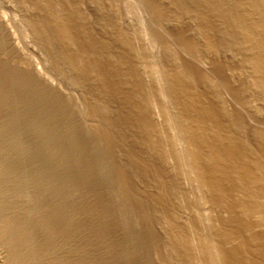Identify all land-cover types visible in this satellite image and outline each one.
<instances>
[{"label": "rangeland", "instance_id": "1", "mask_svg": "<svg viewBox=\"0 0 264 264\" xmlns=\"http://www.w3.org/2000/svg\"><path fill=\"white\" fill-rule=\"evenodd\" d=\"M6 1L0 0V4H2V5H0V13L2 15H5V18L9 22L10 26L12 25L11 29H12V31L14 30L13 31L14 33L16 32L15 35H17L16 36L17 40L19 39L20 45L21 46L23 45L22 47L28 46L29 48L32 49V51L34 50V54H31V55H28V53L23 54L21 51L19 52L17 47H14L12 40L8 34V31H6L7 29L4 28V26L0 25V34H1L0 35V49H2V50H0V171H1L0 172V181H1L0 182V219H1L0 220V226H1L0 227V237L1 238L0 239L2 241L5 239L8 250H10L8 252L9 258L7 259L6 262L9 264H19V263L20 264H41V263L42 264H63L64 262H65L64 264H75V263L76 264H79V263L80 264H93V263L94 264H97V263L98 264H177L176 262H178V264H180V263L185 264V262H187V260L185 258H187V257L191 258V255L188 254V251H187L188 246L186 244V241L180 242L178 238H180V236H183L184 238L183 237L182 238L185 239L186 238V235H185L186 232H185L184 227L182 228L183 225L181 226V224L177 222L176 217L174 215L176 214L177 206L179 204L184 205V199L185 198L190 199L189 197H186V194H188L189 196H192V197H195V196H196V198L198 196L200 197V198H198L200 200V201L198 200L199 202L193 198H192V200H196V201L191 202L192 200L190 199L191 204L188 203L189 200L187 201L185 199L186 205L189 204V206H190L192 204H195V205H192L190 207V209H193V210L195 208V210L200 211V210H198V209H200L199 208L200 206L198 204H200V202H202V200L204 202V199H201V195H202V197L205 198L206 202L209 200L211 201V198H212V201H214L216 203L215 204L214 202H212L209 204L210 210L213 211L212 212V215H213L212 219L216 217V219H215L216 221L215 220L213 221L216 224H218L220 221L219 224L221 225V222H223L222 226H224V228L222 226L219 228H218V226H216V228H218L219 230L218 229L215 230L216 228L214 229V231L212 230L213 232H215V234L212 233V231L210 232V227H207V229H205L206 228L205 226L207 225L205 222H207V220L203 219V215L198 216L197 213L201 214L199 212H197L194 215V221L199 223V225H200V221H198L196 219H198V218L201 219V217H202V219L205 220L204 222H202L203 220H201V224H202V225H200V226H202L201 231H203V233H206L209 231L210 233L208 232V233L204 234L206 236L208 235L207 236L208 238H206V236H204V237L206 239H209V241H211V244H215V246H218L217 248H219V247L222 248L221 250H223V251H221L219 248V250L221 251L222 258H224V261L222 260V264H235L236 262H237L236 264H251V263L252 264H264V250H263L264 249V185H263L264 184V174H263L264 173V120H263L264 118L263 119L261 118L263 120L262 121L259 117H257L255 114H253V112L250 113L248 110H246L248 108H245L246 107L245 106V103H246L245 98H248L247 95L249 93L248 88L251 90L252 87H251V84H248L249 82L248 83H247V81L244 82L245 80L242 78L244 76V75H241V73L243 74L242 69L244 67H245L244 69H246V66H243V67H241V66L243 65L242 62L245 63L246 60L242 61L243 59H240V56H241V58L245 57V59L248 58L246 56H249L251 58V56H252L251 54H253L254 57L252 56V59L258 57L257 59L260 61L259 62L260 64H263L261 62L264 61L263 60L264 59V34H262V33H264V31H263V29L260 28V27L264 26V21H262L263 24L261 23V20H264V17L261 16V15H264V14H261V13H264L263 12L264 10L261 12L258 9H256V6H255L256 0H249V1L246 0L247 2L245 0H237V3H236V0H222L223 2L221 0H210V1L209 0H193V2H192V0L191 1L190 0H167V2L165 0L164 1L163 0H153V1L152 0H143V1L141 0L142 2L137 0V3H136L137 5L136 4L133 5L134 3L132 2V0H130L129 3H133L132 5L135 8V9L132 8V14H131V12H130V14L133 16L137 14L135 16V19L133 16H132L133 18L131 16H128L127 19L125 18L126 15L129 13V11L131 10V8H129L130 10H128V7H130V6H128L127 7L128 11L123 10L124 8L122 7V5L124 3H122V2H124V1L121 2V0H115V1L114 0H109V1L108 0H8L7 2ZM138 1H139V3H138ZM195 1H197V2H195ZM127 2H128V0H127ZM134 2H136V1H134ZM163 2H164V4H163ZM129 3H128V5H129ZM142 3L144 6L142 5ZM220 3H223V7H222V4H220ZM246 3H248V4H246ZM7 4H9L10 7ZM13 4H14V6H12ZM238 4H240V5H238ZM243 4L246 5L247 8H246V6L244 7ZM18 5L19 6L21 5L20 8L18 7ZM144 7H147V8H144ZM125 8H126V6H125ZM242 8H243V10H241ZM254 8H255V10H254ZM113 9H115V10H113ZM244 9H246V11ZM142 10H144V11H142ZM225 10H228L230 12L225 11ZM234 10H235V12L236 11L237 12L235 13ZM145 11H147V12H145ZM243 11H245L246 13ZM253 12L254 13L256 12L257 14L255 13V15H254ZM209 13H211V14H209ZM232 13H234V14H232ZM258 13H259V16H258ZM188 14H189V16H188ZM198 14H199V16H198ZM239 14H241V15H239ZM166 15H167V17H166ZM221 15H222V17H221ZM232 15H234L235 17ZM117 17H118V19H116ZM130 17H131V19H130ZM187 18H188V20H187ZM204 18H205V20H203ZM125 19H126V21H125ZM132 19L134 21L133 22L134 24L132 23ZM140 19H142V20L140 21ZM238 19H240V20H238ZM136 20H138V21H136ZM189 20H190V22H188ZM15 21H16V23L14 24ZM128 21L131 22L129 24L132 25L133 27L128 26L129 24L126 27L125 24H127ZM124 22H126V23H124ZM193 22H194V24H193ZM161 23H162V27L168 29V30L165 29L164 32H166V33L168 32L169 34L168 33L167 34L170 35V37L169 36L164 37V35L166 33H164L160 29ZM248 23L250 25H248ZM260 23H261V26L257 25ZM135 24L136 25L138 24L137 27H135L136 26ZM235 24H237V25H235ZM155 25H157V27L159 25L160 27L157 29H154ZM193 25H195V26H193ZM207 25H208V27H206ZM245 25H246V27H245ZM128 27H130V28H128ZM140 27L142 29H144V31ZM243 27H245L248 30H246ZM186 28H188V29H186ZM230 28H233V29H230ZM118 29H120V30H118ZM158 29H160L163 32V35L161 32H160L161 34L158 32V31H160ZM145 30L147 31V34H146ZM156 30H157V32H156ZM250 30H252V31H250ZM140 31H141V33H143V34H141V36L143 35L145 37V39L148 38L147 41L144 39L143 36L141 37L140 35H138V34H140ZM180 31H181V33H180ZM196 31H199V32H196ZM231 31H232V33H231ZM243 31L247 32V33L250 32L249 35H252L251 37H255V34H257V35L259 34L258 35L259 38L256 35V37L258 39L256 37H255L256 39L255 38H253V39L256 40V44L258 43L261 46L260 45L258 46V44H257L256 47L254 48L255 42L251 43V46L253 45L252 46L253 48L250 45L247 46V42H248L247 38H250V37H249V35H247V33L244 34ZM260 31H262V33H260ZM59 32L62 33V35L67 34L66 35L67 39L64 38L65 35H63L64 36L63 37ZM67 32H69V33H67ZM135 32H137V33H135ZM215 32H217V33H215ZM242 32H243L244 36H243ZM241 34H242V36H241ZM161 35H162V37H161ZM192 35L193 36L198 35V36L197 37L194 36V38H193ZM135 36H137V37H135ZM245 36H247V38ZM49 37H50V39H48ZM199 37H201L202 39L200 40ZM241 37H242V39H241ZM243 37H244V39H243ZM120 38H121V40H120ZM159 38H161V39H159ZM168 38H170V39L168 40ZM171 38L175 39V40H173V43H172ZM223 38L225 41L223 40ZM69 40H70V42H69ZM241 40H243V41H241ZM245 40H247L245 42V44H246L248 50L245 47V45L240 44V42L242 43ZM145 41L148 43H146ZM189 41H190V43H189ZM201 41H202V43H201ZM206 41H208L209 44H207L208 42H206ZM22 42H24V43H22ZM219 42L221 45L219 44ZM177 43H178V45H177ZM261 43H263V45ZM145 44H147V45H145ZM201 44H203V45H201ZM121 45H122V47H121ZM150 45H151V47H153V46H154V48L156 47L157 52L155 51V53H154L153 52L154 50L150 47ZM157 45H159V46H157ZM161 45L163 48L161 47ZM214 45H216V46H214ZM241 45H243V48L245 47L247 51L246 50L242 51L243 48L242 49L240 48ZM192 46L194 48H192ZM5 47H7V48H5ZM201 47L202 48L204 47L203 50ZM208 47H210L211 50ZM229 47H230V50H229ZM238 47H239V50H238ZM249 47L252 48V49L251 48L250 49L253 50V52L251 50H249ZM221 48H223V49H221ZM257 48H258V50H257ZM128 49L130 51H128ZM143 49L145 51L147 50L149 54H147V52H145L146 54L143 53L144 52ZM160 49H162V50H160ZM183 49H184V51H183ZM196 49H198V51L200 50V52H203L202 54H204L205 56H208L209 54L211 55V56H208L209 58L206 57L210 61V64H211L210 66L211 67L213 66L209 71L210 73L202 70V68L199 65H198L199 66L198 67L196 63H194V64L192 63L195 61H191V60L189 61L188 60L191 58L193 59L192 55L195 54L194 53L195 51L193 52L192 50H196ZM159 50L161 53L159 52ZM163 50H164V53H163ZM206 50H209V53ZM150 51H152V53ZM211 51L213 52L214 55H212ZM240 51H242V52H240ZM248 51H250V52H248ZM57 52H59V53H57ZM61 52H62V54H61ZM75 52H77V53H75ZM182 52H187V53L190 52L188 54L190 56V58H187V61L185 59L186 57H188L187 53H185L187 56L185 54H184L185 55L184 56V55H181ZM192 52H193V54H192ZM217 52H219V53H217ZM230 52H232L231 54L234 53V55H231ZM6 53L7 54L9 53V54L7 55ZM126 53H128L129 55H131V54L132 55L129 56ZM133 53L135 55H133ZM260 53H261V55H260ZM154 54H156V55H154ZM254 54H256V55H254ZM22 55H24V56H22ZM36 55H38V56L36 57ZM59 55H61V56H59ZM79 55H80V57H77ZM145 55H147V58L150 59L149 60L150 62L152 61L151 64L154 66L153 70L160 68V70H156L160 74V75H158V73H156L158 75V78H161V80H162V82H161V80L159 79L160 85L158 84L159 81H157L158 78L155 77L154 72H156V71L152 70V72L154 74V75L153 74L152 75H153V77H155V80L152 79V77H151L152 75L150 77H148L150 72L148 74H146L147 73L146 71H145L146 73L142 71V69L145 70L144 69L145 67L143 68L142 66H144V64H146V66H147V63H144V62H147V58L145 57ZM148 55H150V56H148ZM174 55H176V56H174ZM262 55H263V57H262ZM8 56H9V59H8ZM143 56L145 57L144 59H143ZM218 56L219 57L221 56V57L219 58ZM163 57H165V58H163ZM237 57H239V58H237ZM260 57L262 58V60ZM232 58L233 59L237 58V61L233 62ZM13 59L15 62L13 61ZM131 59H135L136 61L131 60ZM137 59H138V61H137ZM74 60H76V61H74ZM51 61H52V63L53 62L54 63L51 64ZM133 61H135V62H133ZM139 61L140 62L142 61L143 63L139 65V63H140ZM161 61H162V63H161ZM185 61H186V63H185ZM21 62H23L24 64L26 63L25 64L26 66L28 64H31V65L36 64L40 69L42 68V70L47 72V73L49 70L50 72L48 74H50L49 75L50 78L55 83H57L59 85H60V83H59L60 79L59 78H61L62 75L64 74L63 77L64 76L66 77V79H65V81L67 80L66 83L67 82L70 83L72 80L71 83L74 84L76 82L74 85L77 87L79 85L80 88L79 87L77 88L78 92L76 94H71V92L68 90V87L64 85L65 81L62 77L61 78V80H63L62 87H63L65 93L62 91L61 92L60 91L55 92V89H53V90L49 89L45 84H43L41 81H39V79H37L33 75V73L31 72L32 69H31V67L29 68V65H28V67H25V65L23 64L25 68L21 69V68H23ZM67 62H69V63L67 64ZM74 62H76V63L78 62V63L76 64ZM137 62H138V64H137ZM153 62H154V64H153ZM220 62H221V64H220ZM249 62H250V64H252L251 59ZM123 63H125V64H123ZM240 63H241V65H239ZM116 64H118V65H116ZM187 64H190V65H187ZM250 64L245 63V65H250ZM71 65H72V68H71ZM14 66H15V68H13ZM52 66H53V68H52ZM54 66H55V68H54ZM85 66L87 68H84ZM155 66H157L158 68H156ZM195 66H197V67H195ZM239 66L242 68L241 70H239L240 69ZM119 67H120V69H119ZM176 67H177V69H176ZM186 67H188V68H186ZM225 67H227V68L229 67V70L234 69V70H232V72H236L238 69V71H237L238 75H241L242 77H239V78L237 77L235 79L236 85H234V83H232L230 81V79L224 74L226 72V70H228V69H224ZM263 67L260 66V68L262 69L261 73H263V75H264V68ZM26 68L27 69L29 68L30 71L27 70ZM60 68H62V69H60ZM75 68H77V69H75ZM79 68H81L80 71H79ZM189 69H190V71H189ZM119 70H120V72H119ZM52 71L54 72V74ZM75 71H77V72H75ZM239 71H241V72H239ZM138 72H139V74H138ZM214 72H215V74H214ZM61 73H62V75H61ZM76 73H78V74H76ZM144 73H145V75H144ZM181 73H183V74H181ZM101 74L104 76H102ZM211 74H212V76H211ZM58 75H61V76L58 77ZM67 75H69L70 79L69 78L67 79V77H68ZM76 76H78V77H76ZM17 78H19L22 82H20L19 79L16 81ZM88 78H90V79H88ZM144 78H146V79H144ZM149 78H150V80L151 79L153 80V81L151 80L152 83L154 81H157V84H156L157 86L154 84L156 82H154L151 85ZM227 78H228V80H226ZM28 79H29V82H28ZM82 79L84 80V82ZM190 79H193V80H190ZM238 79L244 80V81L242 80L244 82L243 83L244 86H242L243 84L240 83L241 81H239ZM120 80H121V82H120ZM145 80H146V82H145ZM142 81H144V82H142ZM34 82H36V83H34ZM147 82H149V83H147ZM237 83H239V85ZM246 83H247V85H246ZM240 84H242V85H240ZM38 85H40V88L37 87ZM135 85H136V88H135ZM43 86H45V87L43 88ZM151 86H153V87H151ZM177 86H179V87H177ZM245 86H246V88H245ZM69 87H71V85ZM178 88H179V90H178ZM96 89H97V91H96ZM146 89H147L148 93H145V92H147ZM44 90H46V91H44ZM129 90H131V91H129ZM173 90H174V93H173ZM227 90H229V91L226 93L225 91H227ZM41 91H43V92H41ZM232 91H234V92H232ZM243 91H247L248 93L247 92L243 93ZM260 91L262 93L259 91H257V93L255 92V94H254L255 96L253 95L254 98H256V99H258L259 97H261V99L263 98L264 89L260 90ZM165 92L167 93V95ZM160 93H162V94H160ZM258 93H260L262 95H260ZM31 94H32V96H31ZM146 94H148L149 96ZM205 94H206V96H205ZM239 94H240L241 98L239 97ZM256 94L259 95V96H257L258 98L256 97ZM134 98H135V100H134ZM152 98H153L154 102L160 101L158 103L165 105V106H163V105L161 106V104H159L161 106V109L164 108V113L166 111L169 113L168 114L166 112V114H168L167 116L169 117V118H167L168 123L166 122L167 119H164L165 120L164 124H166L167 127H165L166 125L165 126L162 125L163 123L161 125L159 123H158V125H156L157 124L156 122L154 123L155 120L152 119L153 116L151 115L152 113L150 112L151 110H149L150 107L148 104L149 100ZM103 99H106V100H103ZM126 99H127V102H126ZM144 99H146V100L148 99V101L146 102V100H144ZM212 99H213V101H212ZM261 99L259 98L258 100H261ZM170 100H172V101H170ZM238 100H239V102L241 101L240 104H239ZM262 100L264 101V99H262ZM96 101H97V103H96ZM110 101H112V102H110ZM140 101H142V102H140ZM168 101H169V103H168ZM54 102H56V103H54ZM151 102H152V100H151ZM151 102H149V103L151 104ZM188 102H189V104H187ZM247 102H248V100H247ZM259 102H261V101H259ZM25 103H27V104H25ZM80 103H81V105H80ZM262 103H264V102H262ZM262 103H260L261 106H263ZM51 104H52V106H51ZM71 104H72V106H71ZM61 105H63V106H61ZM188 105H190L189 108H188ZM61 107H62V109H61ZM64 107H65V109H64ZM182 107H184V108H182ZM227 107H228V109H227ZM238 107L240 109L245 108L243 110L244 113L242 112V110L240 112V109ZM247 107H248V105H247ZM54 108L57 110H55ZM104 108L105 109L107 108V109L105 110ZM136 108H138V109H136ZM262 108L263 107H261V109ZM123 111H124V113H123ZM183 111H185V112H183ZM263 111H264V108H263ZM175 112H177L178 114ZM236 112L239 114H237ZM64 113H65V115H64ZM98 113L99 114L101 113V115H99ZM240 113H243V115ZM73 114H74V116H73ZM92 114L93 115L95 114V116H97V117L92 116ZM170 114L172 116L174 115L173 117L175 119ZM179 114H180V116H179ZM39 115H40V117H39ZM210 115H211V117H210ZM250 115L252 117H250ZM113 116H114V118H113ZM170 116L173 118V120H174L173 122H175V123H173V122H172L173 124L170 123L172 121ZM60 117L61 118L63 117V118L61 119ZM83 117H85V118L87 117V119H85ZM90 117H92V118H90ZM245 117H246V119H245ZM20 118H21V120H20ZM55 118H57V119H55ZM95 118H97V119H95ZM257 118H258V120H257ZM25 119H26V121H25ZM48 119H50V120H48ZM83 119H85V120H83ZM92 119L94 120V122ZM169 119H170V122H169ZM180 119H181V121H180ZM247 120L249 122H247ZM69 121H71V123ZM257 121L259 124L256 123ZM29 123H30V125H29ZM82 123H83V125H82ZM94 123L97 125H95ZM99 123L101 126H98ZM127 123H129V124H127ZM144 123L145 124L147 123V124L145 125ZM188 123L191 125H189ZM253 123H255V124H253ZM186 124H187V126H186ZM257 124L260 126V128ZM20 126H22V127H20ZM149 126L151 128H149ZM168 126H171L170 130H168L169 129ZM178 126H179V128H178ZM115 127H117V128H115ZM160 127L161 128L165 127L162 129L163 131L166 129L165 134H168V132L172 131V127H173V129L175 127L174 130L177 131L178 134L176 135V133L174 131L173 132L175 133L174 137H176L177 140L172 141V139L174 138L172 132H171V134L169 133V135L170 136L172 135V136L170 138H168L169 135H166L167 136L166 138L171 139L170 142H172V143L174 142L173 144L175 145L176 151H177V147L179 146L178 145L179 140L181 142H182V140L184 141L187 149H188V147H187L188 144L190 145L189 149L194 144L195 146L193 145V147H194L193 149H194V151H195V149L197 150V152H195V155L193 156L195 158L192 159L193 157L189 158L190 156L188 154L187 155L184 153L182 154V152H184L183 149L185 148V146H183L184 148L181 146V148H183V149L180 148L182 150V152L177 151L178 153H176L175 149H173L174 145L171 144L173 148L171 147L172 151H170V149H169V151L171 154H173L172 152L174 150V155L176 156V157L174 156V158H175L174 163L177 162L178 160L180 162V163L178 162V164L175 163V165L177 164L175 171L178 170L177 172L180 173V175L183 174L182 176H180L178 173H177L178 175H176V173L174 172L176 175L175 180H174L175 176L173 175V177H171V175H172L171 173H170L171 175L169 176V174H168L169 171L168 172L166 171L167 169H165L166 167L164 166L165 162H164L163 156L158 155L159 153H157L155 150L156 146H162V147L168 146L167 150H168V148H170L169 146H171L169 141H167L169 144L167 142H165L166 138L163 137V135H164V134L162 135L163 132L158 133L159 131H162V130H160L161 129ZM242 127L244 129H242ZM255 127H257V128H255ZM43 128L45 131L42 130ZM73 128H74V130H73ZM213 128H215V129H213ZM76 129L78 132L75 131ZM119 129H121V130L119 131ZM155 129L156 130L158 129L157 130L158 132L154 133ZM85 130H88V131H85ZM103 130H105V131H103ZM139 130H140V133H139ZM56 131H57V133H56ZM29 132H31V133H29ZM73 132L74 133L76 132V133L74 134ZM105 132H106V134H104ZM127 132H129V133H127ZM181 133H184V134H181ZM203 133H205V134H203ZM36 134H37V136H36ZM48 134H49V136H48ZM51 134H53L52 137H51ZM193 134H194V136H193ZM224 134H226V135H224ZM46 135L48 136V138ZM179 135L181 137L184 136L183 139L181 138L182 140L180 138H178ZM86 136H87V138H86ZM103 136H104V138H103ZM195 136L197 137V139ZM186 137L188 138V140ZM46 138H47V140H46ZM76 139H77V141H76ZM256 139L257 140L259 139V141H257ZM33 140H35V141H33ZM59 140H60V142H59ZM153 141H155V142L153 143ZM157 141L159 143H156ZM187 142H188V144H187ZM150 143H151V145H150ZM152 143L155 146H153ZM163 143H165V144L163 145ZM198 143H200V144L198 145ZM203 143H205V144H203ZM21 144H23L24 146H22ZM105 144H106V146H105ZM160 144H162V145H160ZM127 145H128V147H127ZM18 146H19V148H18ZM96 148H98L99 150ZM151 148H153V149H151ZM20 149H24V150H20ZM26 149H28V150H26ZM75 149H77L78 152ZM89 149H90V151H89ZM253 149H255L256 151ZM178 150H179V148H178ZM247 150H248V152H247ZM67 151H69V152L67 153ZM92 151H94V152H92ZM169 151H167V152L169 153ZM15 152H16V154H15ZM63 152H65V154ZM185 152H186V150H185ZM199 152H201V153L199 154ZM19 153H21V154H19ZM41 153L43 154V156L41 155ZM73 153H74V155H73ZM196 153H198V156L196 155ZM218 153H220V155ZM221 153H222V155H221ZM49 154H51L50 156L52 158L50 156H48ZM98 154L100 155V158H99ZM176 154L177 155H183L184 157L187 156L186 160H187L188 164H190V165L192 163V160L193 161L195 160L198 163L200 162L199 163L200 165L197 163V165L195 167L194 165L196 163L194 161V163H193L194 165L192 164V166H194L197 169V170L194 169L195 171H200L201 174L205 173V172L212 174L211 176H209V174H206V173L202 174L205 179H207L208 177L210 178V179H207V180H209V182L208 181L204 182L206 180H204V178L201 177L202 175L199 172H198L199 175L195 172L197 174L196 178L194 177V176H196V174L192 175V177H191V175H188L187 173H186L187 175H185L184 170L186 171V168L184 166L187 165L186 164L187 162L186 163L184 162L185 159L183 156L182 157L178 156V158H177ZM22 155H24V156H22ZM59 155L60 156L62 155V156L60 157ZM102 156L104 158H101ZM116 156H118V157H116ZM222 156H224V157H222ZM79 157H81V159ZM133 157H134V160H133ZM179 158L181 159V161H182V159H184L183 162H181ZM176 159H178V160L176 161ZM188 159L191 161L189 162ZM33 160H34V162H33ZM86 160H87V162H86ZM143 160H145V161H143ZM11 161H12V163H11ZM102 161H104V162H102ZM136 161H139L140 163L136 162ZM111 162L113 164H111ZM182 163H183V165L185 164L182 167V169L185 168L183 170L184 173L181 171L179 172V170H182V169H181V166L178 167V165L182 164ZM219 163H221L220 164L221 168L223 167L221 169V170H224V171H222L223 173L221 171L219 172V170H220L219 169V167H220ZM44 164H46V165H44ZM89 164H90V166H89ZM94 164H96L97 166ZM145 164H147V166ZM21 165H23V166H21ZM43 165H44V167H43ZM86 165H87V168H85ZM151 165L154 168H152ZM102 166L104 169L102 168ZM32 167H34V169ZM92 167H93V169H90ZM136 167H138V168H136ZM177 167H178V169H177ZM216 167H218V168H216ZM36 168H37V170H36ZM76 168L78 169V171ZM200 168L201 169L203 168L202 170L205 172H203ZM92 170H94V171H92ZM104 170L107 173H105ZM37 171H38V173H37ZM97 171L99 173H97ZM165 171L167 174L164 173ZM207 171H209V172H207ZM214 171L217 172L216 174H218V175H219V173L220 174L222 173L221 174L222 176L221 175L217 176L215 173H212ZM48 172H49V174H48ZM95 173H96V175H95ZM147 173H148V177H147ZM101 174H103V175H101ZM114 174H115V176H114ZM49 175H50V177H49ZM138 175L139 176L141 175L142 178L138 177ZM184 175L186 177L189 176L190 179L188 177H187L188 179L186 177L183 178ZM204 175L205 176L208 175V176L205 177ZM38 176H39V178H37ZM70 177H71V179H70ZM109 177H111V178H109ZM179 177L182 178L184 181L186 179L187 184H188V180L189 181L195 180L194 182L197 183V186L199 184H201L200 186H203V187L198 189L199 186L197 187L196 184L193 182H192V184L196 190L194 189L193 186L188 185V187H187V185H185L186 181L183 182V180L179 179ZM198 177H199V179H198ZM215 177H216V179H215ZM148 178H149V180H148ZM166 178H168V179H166ZM177 178L179 180H176ZM191 178H195V179H191ZM9 179H10V181H9ZM16 179H17V181H16ZM109 179H111V180H109ZM212 179L215 181V183L218 181L216 183L217 185L213 184L214 181H212ZM202 180H203L204 184L208 183L210 186L208 184H207L208 186L204 185L202 183ZM179 181L181 184L179 183ZM84 182H86V183H84ZM109 182H110V184H109ZM141 182H142V184H141ZM153 182H154V184H153ZM157 182H159L158 184L162 185V186L159 187V185H157L158 186V188H157V186L155 185ZM198 182H200V183L198 184ZM238 182H239V184H238ZM76 183H77V185H76ZM177 183L180 184L179 187L181 185H184V186H181L179 188V187H177L178 185H175ZM231 183H233V184H231ZM32 184H34L36 187H34V185H32ZM2 185H4V186H2ZM142 185H145V186H142ZM212 185L213 186L215 185L214 189H218V190H216V193H218V191H219L220 194L219 193L216 194L215 191H210L213 189ZM224 185H226V186H224ZM25 186H27V187H25ZM124 186H126V187H124ZM148 186H150V187L148 188ZM172 186H174V187H172ZM205 186L210 189L209 190L210 193L205 191L206 189H208V188H204ZM57 187H59V188H57ZM183 187L187 190L181 189ZM211 187H212V189H211ZM221 187H222V189H221ZM160 188L163 191H160ZM188 188L190 189L189 190L190 193H188V192L182 193L183 191H188ZM16 189H18V190H16ZM36 189H38V190H36ZM52 189H54V190H52ZM102 189H103V191H102ZM237 189H239V190H237ZM117 190H119V191H117ZM191 190H195V192L200 191L201 195H198L199 193L196 192L197 195L195 194V196H194V194H192L193 191H191ZM17 191H20V193H18ZM158 191H160V192H158ZM179 191H180V193H179ZM204 191H205V194H204ZM27 193L29 195H26ZM211 193H213V194L215 193V195H213ZM94 194H96V195H94ZM25 195L28 196L29 198L30 197L31 198L29 200L26 199V201H25V198H24ZM162 195H164V196L162 197ZM181 195H182V197H179ZM22 196L24 199H22ZM143 196L145 197V200H144ZM169 196H170V198L167 199ZM219 196H221V197H219ZM217 198H219V199H217ZM131 199H133V200H131ZM170 199H172V200H170ZM152 203L155 205V207ZM249 203H250V205H249ZM45 204H46V206H45ZM118 204H119V206H118ZM131 204H132V206H131ZM211 204L212 205L214 204V206H212ZM64 205H65V207H64ZM193 206H195V207H193ZM260 206H262V207H260ZM13 207H14V209H13ZM172 207H173V209H172ZM4 208H6V209H4ZM15 208H16V210H15ZM35 208H36V210H35ZM169 208L171 209V211ZM146 209H147V211H146ZM227 209H229L230 211ZM41 210H42V212H41ZM143 210H145V211H143ZM249 210H251V211H249ZM13 211H15V212H13ZM78 211H80V212H78ZM117 211H118V213H117ZM233 211H234V213H233ZM157 212L161 213V214L164 213V214H162V216H160L161 214H158ZM194 212H196V211H194ZM76 213H78V214H76ZM140 214H142V215H140ZM165 214H167V215L165 216ZM77 215H78V217L79 216L80 217L78 218ZM222 215H224V216H222ZM159 216L162 217V219L164 217L167 218V222H165L166 221L165 218H164L165 220L162 221V219ZM86 217H87V219H86ZM158 217H159V220L161 219L162 222H160L158 220ZM170 217H171V220H172V218L174 220L172 223L175 224L177 222L176 224L178 226L176 224H175L176 226H173L171 224V220L170 221L168 220ZM195 217H198V218H195ZM221 217H222V219H221ZM146 218H148V219H146ZM217 218H219V219H217ZM39 219H40V222H39ZM63 219H64V221H63ZM150 219H151V221H149ZM258 219H261V220L259 221ZM247 220H249L250 222ZM50 222H52V223H50ZM113 222L115 223V225ZM59 223H60V225H59ZM204 223H205V225L203 226ZM107 224H108V226H107ZM123 224H124V226H123ZM162 224L165 225L166 228H164V226ZM167 224L170 226H166ZM46 225H48V226H46ZM85 225H86V227H85ZM171 226H173V228L169 229V227H171ZM5 228H6V230H4ZM163 228L166 230H164ZM13 229L15 232L13 231ZM127 229H129V230H127ZM174 230H176V231H174ZM178 230H181V231H178ZM204 230H208V231H204ZM49 231H51V232H49ZM216 231L217 232L219 231V232L217 233ZM232 231H234V233ZM65 232H66V234H65ZM165 232L168 233V236L166 235L167 233H165ZM23 233H25V234H23ZM134 233L136 235H133ZM159 233H160V235H159ZM216 233H217V235H216ZM31 234H32V236H31ZM213 234L215 236H212ZM175 235L177 236L178 240L175 239L176 238ZM248 235H249V237H248ZM51 236H52V238H51ZM38 237L40 239H38ZM68 239H70V240H68ZM135 239L137 242L135 241ZM169 240H172V243ZM221 240H223L222 242H224V243H222ZM31 241H33V242H31ZM40 242L44 245H42ZM65 242H67L68 244ZM82 242H84V244ZM102 244L103 245L105 244V245L103 246ZM181 244L184 245L183 247H186L187 249L183 248L181 246ZM46 245H48V246H46ZM92 246L95 248H93ZM42 247H44V248H42ZM261 247H263V248H261ZM112 250L115 252H113ZM77 253H78V255H77ZM159 254H161V255H159ZM178 254H179V256H178ZM182 254H183L184 259L182 258ZM184 254L186 255V257H184ZM68 255H70V256H68ZM223 255H225V256L223 257ZM22 256H24V257H22ZM37 256H39V258ZM177 256L179 258H177ZM226 257H228V258H226ZM16 258H17V260H16ZM80 258L82 260H79ZM190 258L188 260H190ZM83 261H84V263H83ZM7 263H5V264H7ZM188 264H190V262Z\"/></svg>", "mask_w": 264, "mask_h": 264}, {"label": "bare ground", "instance_id": "2", "mask_svg": "<svg viewBox=\"0 0 264 264\" xmlns=\"http://www.w3.org/2000/svg\"><path fill=\"white\" fill-rule=\"evenodd\" d=\"M2 1H3V0H2ZM5 1H6V0H5ZM7 1H8V0H7ZM7 1H6V2H7ZM108 1H109V0H108ZM114 1H115V0H114ZM122 1H124V2H122ZM129 1H130V0H128V2H127V0H121V2L124 3V4L122 5V7L124 8L123 10L126 11L128 6H130V7H128V10H130L129 8H131V10L129 11V13H128V12H127L128 14L126 13V14H127L126 17H125L126 19L128 18V16H131V17L133 16V15H131V14H132V8H134L133 5H135V4L137 3V0H132V2H133L134 4H133V3H129ZM134 1H136V2H134ZM139 1H141V0H139ZM139 1H138V3H139ZM142 1H143V0H142ZM142 1H141V2H142ZM152 1H153V0H152ZM163 1H164V0H163ZM165 1L167 2V0H165ZM190 1H191V0H190ZM209 1H210V0H209ZM221 1H222V0H221ZM245 1H246V0H245ZM248 1H249V0H248ZM154 2H155V1H154ZM169 2H170V1H169ZM186 2H187V1H186ZM192 2H193V0H192ZM195 2H197V1H195ZM219 2H220V1H219ZM222 2H223V1H222ZM246 2H247V1H246ZM255 2H256V4H255L256 9H258L259 11L262 12V11L264 10V0H256ZM255 2H254V3H255ZM4 3H5V2H4ZM8 3H9V2H8ZM11 3H12V2H11ZM128 3H129V5H128ZM143 3H144V2H143ZM143 3H142V5H143ZM157 3H158V2H157ZM199 3H200V2H199ZM236 3H237V0H236ZM236 3H235V4H236ZM250 3H251V2H250ZM117 4H118V3H117ZM117 4H116V5H117ZM132 4H133V5H132ZM144 4H145V3H144ZM160 4H161V3H160ZM163 4H164V2H163ZM220 4H222V7H223V3H220ZM229 4H230V3H229ZM246 4H248V3H246ZM0 5H2V4H0ZM7 5L9 6V4H7ZM41 5H42V4H41ZM124 5L126 6V8H125ZM136 5H137V4H136ZM158 5H159V4H158ZM238 5H240V4H238ZM249 5H250V4H249ZM12 6H14V4H13ZM20 6H21V5H20ZM20 6L18 5L19 8H20ZM22 6H23V5H22ZM117 6H118V5H117ZM143 6H144V5H143ZM163 6H164V5H163ZM177 6H178V5H177ZM192 6H193V5H192ZM198 6H199V5H198ZM201 6H202V5H201ZM219 6H220V5H219ZM224 6H225V5H224ZM229 6H230V5H229ZM229 6H228V7H229ZM243 6L245 7L246 5L243 4ZM255 6H254V7H255ZM9 7H10V6H9ZM25 7H26V6H25ZM118 7H119V6H118ZM194 7H195V6H194ZM199 7H200V6H199ZM228 7H227V8H228ZM144 8H147V7H144ZM160 8H161V7H160ZM160 8H159V9H160ZM164 8H165V7H164ZM210 8H211V7H210ZM237 8H238V7H237ZM246 8H247V6H246ZM250 8H251V7H250ZM24 9H25V8H24ZM119 9H120V8H119ZM134 9H135V8H134ZM136 9H137V8H136ZM157 9H158V8H157ZM170 9H171V8H170ZM196 9H197V8H196ZM204 9H205V8H204ZM216 9H217V8H216ZM216 9H215V10H216ZM25 10H26V9H25ZM109 10H110V9H109ZM113 10H115V9H113ZM128 10H127V11H128ZM139 10H140V9H139ZM145 10H146V9H145ZM154 10H155V9H154ZM163 10H164V9H163ZM171 10H172V9H171ZM194 10H195V9H194ZM221 10H222V9H221ZM230 10H231V9H230ZM241 10H243V8H242ZM244 10L246 11V9H244ZM254 10H255V8H254ZM258 10H257V11H258ZM142 11H144V10H142ZM155 11H156V10H155ZM159 11H160V10H159ZM168 11H169V10H168ZM177 11H178V10H177ZM225 11H228V10H225ZM232 11H233V10H232ZM245 11H243V12H245ZM247 11H248V10H247ZM130 12H131V14H130ZM134 12H135V11H134ZM137 12H138V11H137ZM145 12H147V11H145ZM190 12H191V11H190ZM219 12H220V11H219ZM228 12H230V11H228ZM234 12H235V10H234ZM236 12H237V11H236ZM236 12H235V13H236ZM263 12H264V11H263ZM158 13H159V12H158ZM168 13H169V12H168ZM178 13H179V12H178ZM192 13H193V12H192ZM204 13H205V12H204ZM207 13H208V12H207ZM223 13H224V12H223ZM238 13H239V12H238ZM245 13H246V12H245ZM255 13H256V12H255ZM255 13L253 12L254 15H255ZM111 14H112V13H111ZM145 14H146V13H145ZM155 14H156V13H155ZM190 14H191V13H190ZM196 14H197V13H196ZM209 14H211V13H209ZM229 14H230V13H229ZM232 14H234V13H232ZM250 14H251V13H250ZM250 14H249V15H250ZM256 14H257V13H256ZM261 14H264V13H261ZM136 15H137V14H136ZM136 15L133 16L134 19H135V16H136ZM138 15H139V14H138ZM143 15H144V14H143ZM143 15H142V16H143ZM226 15H227V14H226ZM230 15H231V14H230ZM239 15H241V14H239ZM115 16H116V15H115ZM115 16H114V17H115ZM121 16H122V15H121ZM140 16H141V15H140ZM188 16H189V14H188ZM196 16H197V15H196ZM198 16H199V14H198ZM200 16H201V15H200ZM213 16H214V15H213ZM219 16H220V15H219ZM232 16H234V15H232ZM236 16H237V15H236ZM252 16H253V15H252ZM258 16H259V13H258ZM261 16L264 17V15H261ZM119 17H120V16H119ZM131 17H130V19H131ZM133 17H132V18H133ZM138 17H139V16H138ZM138 17H137V18H138ZM157 17H158V16H157ZM159 17H160V16H159ZM166 17H167V15H166ZM169 17H170V16H169ZM192 17H193V16H192ZM204 17H205V16H204ZM211 17H212V16H211ZM216 17H217V16H216ZM221 17H222V15H221ZM229 17H230V16H229ZM234 17H235V16H234ZM263 17H262V18H263ZM123 18H124V17H123ZM151 18H152V17H151ZM172 18H173V17H172ZM178 18H179V17H178ZM195 18H196V17H195ZM214 18H215V17H214ZM214 18H213V19H214ZM230 18H231V17H230ZM111 19H112V18H111ZM116 19H118V17H117ZM126 19H125V21H126ZM130 19H129V20H130ZM147 19H148V18H147ZM189 19H190V18H189ZM236 19H237V18H236ZM236 19H235V20H236ZM252 19H253V18H252ZM255 19H256V18H255ZM15 20H16V19H15ZM123 20H124V19H123ZM138 20H139V19H138ZM138 20H136V21H138ZM141 20H142V19H140V21H141ZM162 20H163V19H162ZM166 20H167V19H166ZM176 20H177V19H176ZM187 20H188V18H187ZM203 20H205V18H204ZM215 20H216V19H215ZM238 20H240V19H238ZM248 20H249V19H248ZM256 20H257V19H256ZM9 21H10V20H9ZM28 21H29V20H28ZM130 21H131V20H130ZM148 21H149V20H148ZM174 21H175V20H174ZM180 21H181V20H180ZM183 21H184V20H183ZM192 21H193V20H192ZM195 21H196V20H195ZM207 21H208V20H207ZM221 21H222V20H221ZM262 21H264V20H261V23H262ZM11 22H12V21H11ZM118 22H119V21H118ZM133 22H134V21H133V19H132V23H133ZM160 22H161V21H160ZM168 22H169V21H168ZM181 22H182V21H181ZM188 22H190V20H189ZM15 23H16V21L14 22V24H15ZM29 23H30V22H29ZM124 23H126V22H124ZM124 23H123V24H124ZM129 23H131V22L128 21V23L125 24L126 27H127V25H128ZM137 23H138V22H137ZM142 23H143V22H142ZM164 23H165V22H164ZM238 23H239V22H238ZM261 23H260V24H257V25L261 26ZM19 24H20V23H19ZM119 24H120V23H119ZM121 24H122V23H121ZM133 24H134V23H133ZM139 24H140V23H139ZM157 24H158V23H157ZM193 24H194V22H193ZM195 24H196V23H195ZM202 24H203V23H202ZM242 24H243V23H242ZM245 24H246V23H245ZM254 24H255V23H254ZM262 24H263V23H262ZM0 25H1V26H4V28L7 29L6 31H8V34H9L11 40H12V43H13L14 47H17V49H18L19 52L21 51L23 54H25V53L27 54V53H28V55L34 54V50L32 51V49L29 48L27 45H26L27 47H22L23 45H22V46L20 45V43H19V39L17 40V37H16L17 35H15L16 32L14 33V32H13L14 30L12 31V29H11V26H12V25L10 26L9 22H8V21L6 20V18H5V15H2L1 13H0ZM135 25H136V24H135ZM137 25H138V24H137ZM137 25H136L135 27H137ZM159 25H160V24H159ZM159 25H158V27H157V25H155V26H154V27H155L154 29H157V28H159V27L161 26L160 29H161L163 32H164L165 29L168 30L167 28L162 27V23H161L160 26H159ZM172 25H173V24H172ZM176 25H177V24H176ZM176 25H175V26H176ZM189 25H190V24H189ZM200 25H201V24H200ZM200 25H199V26H200ZM221 25H222V24H221ZM235 25H237V24H235ZM243 25H244V24H243ZM248 25H250V24L248 23ZM13 26H14V25H13ZM117 26H118V25H117ZM119 26H120V25H119ZM122 26H123V25H122ZM128 26H132V25L129 24ZM141 26H142V25H141ZM163 26H164V25H163ZM173 26H174V25H173ZM193 26H195V25H193ZM213 26H214V25H213ZM218 26H219V25H218ZM222 26H223V25H222ZM229 26H230V25H229ZM241 26H242V25H241ZM132 27H133V26H132ZM146 27H147V26H146ZM152 27H153V26H152ZM168 27H169V26H168ZM206 27H208V25H207ZM236 27H237V26H236ZM236 27H235V28H236ZM239 27H240V26H239ZM245 27H246V25H245ZM245 27H243V28H245ZM255 27H256V26H255ZM14 28H15V27H14ZM17 28H18V27H17ZM128 28H130V27H128ZM140 28H141V27H140ZM176 28H177V27H176ZM194 28H195V27H194ZM194 28H193V29H194ZM250 28H251V27H250ZM253 28H254V27H253ZM260 28L263 29V31H264V26H263V27H260ZM61 29H62V28H61ZM66 29H67V28H66ZM122 29H123V28H122ZM133 29H134V28H133ZM137 29H138V28H137ZM137 29H136V30H137ZM141 29H142V28H141ZM154 29H153V30H154ZM160 29H158V30H160ZM186 29H188V28H186ZM207 29H208V28H207ZM230 29H233V28H230ZM239 29H240V28H239ZM245 29H246V28H245ZM118 30H120V29H118ZM128 30H129V29H128ZM142 30L144 31V29H142ZM161 30L158 31V32H159V33L161 32L162 35H163V32H162ZM171 30H172V29H171ZM184 30H185V29H184ZM196 30H197V29H196ZM203 30H204V29H203ZM246 30H248V29H246ZM3 31H4V30H3ZM130 31H131V30H130ZM130 31H129V32H130ZM145 31H146V30H145ZM200 31H201V30H200ZM208 31H209V30H208ZM221 31H222V30H221ZM244 31H245V30H244ZM244 31H243V32H244ZM250 31H252V30H250ZM17 32H18V31H17ZM60 32H61V31H60ZM60 32H59V33H60ZM137 32H138V31H137ZM137 32H135V33H137ZM156 32H157V30H156ZM192 32H193V31H192ZM196 32H199V31H196ZM204 32H205V31H204ZM234 32H235V31H234ZM239 32H240V31H239ZM243 32H242V34H243ZM18 33H19V32H18ZM67 33H69V32H67ZM122 33H123V32H122ZM133 33H134V32H133ZM161 33H160V34H161ZM164 33H166V32H164ZM167 33H168V32H167ZM167 33H166V34H167ZM175 33H176V32H175ZM175 33H174V34H175ZM180 33H181V31H180ZM215 33H217V32H215ZM223 33H224V32H223ZM231 33H232V31H231ZM236 33H237V32H236ZM246 33H247V32H244V34H246ZM260 33H262V31H260ZM20 34H21V33H20ZM60 34L62 35V33H60ZM130 34H131V33H130ZM141 34H143V33H141V31H140V34H138V35L141 36ZM146 34H147V31H146ZM155 34H156V33H155ZM166 34L164 35V37H166V36H169V37H170V35H168L169 33H168L167 35H166ZM171 34H172V33H171ZM199 34H200V33H199ZM242 34H241V36H242ZM244 34H243V36H244ZM249 34H250V32L247 33V35H249ZM262 34H264V33H262ZM0 35H1V34H0ZM4 35H5V34H4ZM47 35H48V34H47ZM63 35H65V34H63ZM63 35H62V36H63ZM66 35H67V34H66ZM66 35H65V37H64V36H63V37L66 38ZM69 35H70V34H69ZM133 35H134V34H133ZM138 35H137V36H138ZM162 35H161V37H162ZM187 35H188V34H187ZM189 35H190V34H189ZM217 35H218V34H217ZM232 35H233V34H232ZM256 35H257V34H255V37H256ZM258 35H259V34H258ZM258 35H257V37L259 38ZM21 36H22V35H21ZM23 36H24V35H23ZM25 36H26V35H25ZM126 36H127V35H126ZM137 36H135V37H137ZM140 36H139V37H140ZM142 36H143V35H142ZM142 36H141V37H142ZM155 36H156V35H155ZM157 36H158V35H157ZM176 36H177V35H176ZM194 36H196V35H194ZM194 36L192 35L193 38H194ZM197 36H198V35H197ZM197 36H196V37H197ZM251 36H252V35H249L250 38H247V36H245V37L248 39L247 46H249V45L251 46V43L255 42V46H254V48H255L256 45L258 44V43L256 44V40H255L257 37L255 38V37H251ZM19 37H20V36H19ZM60 37H61V36H60ZM143 37H144V36H143ZM159 37H160V36H159ZM188 37H189V36H188ZM190 37H191V36H190ZM206 37H207V36H206ZM232 37H233V36H232ZM239 37H240V36H239ZM239 37H238V38H239ZM45 38H46V37H45ZM68 38H69V37H68ZM126 38H127V37H126ZM212 38H213V37H212ZM214 38H215V37H214ZM246 38H245V39H246ZM253 38H255V39H253ZM258 38H257V39H258ZM1 39H2V38H1ZM23 39H24V38H23ZM48 39H50V37H49ZM62 39H63V38H62ZM66 39H67V38H66ZM142 39H143V38H142ZM144 39H145V37H144ZM147 39H148V38H147ZM147 39H145V40L147 41ZM159 39H161V38H159ZM169 39H170V38H168V40H169ZM199 39L201 40L202 38L199 37ZM215 39H216V38H215ZM235 39H236V38H235ZM241 39H242V37H241ZM243 39H244V37H243ZM11 40H10V41H11ZM120 40H121V38H120ZM157 40H158V39H157ZM171 40H172V43H173V40H175V39H172V38H171ZM187 40H188V39H187ZM192 40H193V39H192ZM194 40H195V39H194ZM205 40H206V39H205ZM223 40H224V38H223ZM45 41H46V40H45ZM64 41H65V40H64ZM67 41H68V40H67ZM135 41H136V40H135ZM143 41H144V40H143ZM146 41H145V42H146ZM149 41H150V40H149ZM151 41H152V40H151ZM158 41H159V40H158ZM216 41H217V40H216ZM224 41H225V40H224ZM238 41H239V40H238ZM241 41H243V40H241ZM246 41H247V40H245V41L242 42V43L240 42V44L245 45V47L247 48V46H246V44H245ZM69 42H70V40H69ZM119 42H120V41H119ZM145 42H144V43H145ZM175 42H176V41H175ZM198 42H199V41H198ZM198 42H197V43H198ZM206 42H208V41H206ZM231 42H232V41H231ZM257 42H258V41H257ZM261 42H262V41H261ZM22 43H24V42H22ZM25 43H26V42H25ZM48 43H49V42H48ZM64 43H65V42H64ZM121 43H122V42H121ZM135 43H136V42H135ZM146 43H148V42H146ZM189 43H190V41H189ZM195 43H196V42H195ZM201 43H202V41H201ZM211 43H212V42H211ZM215 43H216V42H215ZM228 43H229V42H228ZM67 44H68V43H67ZM70 44H71V43H70ZM150 44H151V43H150ZM158 44H159V43H158ZM207 44H209V42H208ZM219 44H220V42H219ZM231 44H232V43H231ZM261 44L263 45V43H261ZM68 45H69V44H68ZM145 45H147V44H145ZM167 45H168V44H167ZM167 45H166V46H167ZM177 45H178V43H177ZM182 45H183V44H182ZM182 45H181V46H182ZM190 45H191V44H190ZM190 45H189V46H190ZM201 45H203V44H201ZM220 45H221V44H220ZM229 45H230V44H229ZM243 45H241V47H240L241 49L243 48ZM259 45H260V44H258V46H259ZM4 46H5V45H4ZM9 46H10V45H9ZM132 46H133V45H132ZM137 46H138V45H137ZM142 46H143V45H142ZM157 46H159V45H157ZM170 46H171V45H170ZM175 46H176V45H175ZM199 46H200V45H199ZM207 46H208V45H207ZM207 46H206V47H207ZM212 46H213V45H212ZM214 46H216V45H214ZM252 46H253V45H252ZM252 46H251V47H252ZM258 46H257V47H258ZM260 46H261V45H260ZM2 47H3V46H2ZM11 47H12V46H11ZM68 47H69V46H68ZM121 47H122V45H121ZM150 47H151V45H150ZM161 47H162V45H161ZM161 47H160V48H161ZM222 47H223V46H222ZM233 47H234V46H233ZM245 47H244V48H245ZM251 47H249V50H251V49L253 48V47H252V48H251ZM5 48H7V47H5ZM140 48H141V47H140ZM145 48H146V47H145ZM145 48H144V49H145ZM151 48L154 50V51L152 50L154 53H155V51L157 52L156 47L154 48V46H153V47H151ZM162 48H163V47H162ZM175 48H176V47H175ZM177 48H178V47H177ZM188 48H189V47H188ZM192 48H194V47L192 46ZM201 48H202V47H201ZM203 48H204V47H203ZM203 48H202V50H203ZM208 48H210V47H208ZM214 48H215V47H214ZM227 48H228V47H227ZM244 48L242 49V51H243V50H246V48H245V49H244ZM250 48H251V49H250ZM261 48H262V47H261ZM8 49H9V48H8ZM19 49H20V50H19ZM137 49H138V48H137ZM144 49H143V50H144ZM146 49H147V48H146ZM155 49H156V50H155ZM170 49H171V48H170ZM178 49H179V48H178ZM221 49H223V48H221ZM0 50H2V49H0ZM14 50H15V49H14ZM126 50H127V49H126ZM133 50H134V49H133ZM138 50H139V49H138ZM141 50H142V49H141ZM141 50H140V51H141ZM149 50H150V49H149ZM160 50H162V49H160ZM160 50H159V52H160ZM164 50H165V49H164ZM164 50H163V53H164ZM171 50H172V49H171ZM210 50H211V48H210ZM229 50H230V47H229ZM234 50H235V49H234ZM238 50H239V47H238ZM247 50H248V48H247ZM247 50H246V51H247ZM257 50H258V48H257ZM5 51H6V50H5ZM8 51H9V50H8ZM67 51H68V50H67ZM128 51H130V50L128 49ZM128 51H127V52H128ZM152 51H150V52L152 53ZM166 51H167V50H166ZM179 51H180V50H179ZM183 51H184V49H183ZM185 51H186V50H185ZM192 51H193V52L195 51V52H194L195 54H193V52H192V54H193V55H192V56H193V59L191 58V59H188V60H189V61H190V60H191V61H195V62H192V63H193V64L196 63L197 66L199 65V66L202 68V70H204L205 72L210 73L209 71H210V69H211L213 66H212V67L210 66V65H211V64H210V61H209V59H207V58H209L208 56H211V55L209 54L208 56H205L204 54H202L203 52H200V50L198 51V49H196V50H192ZM206 51H208V53H209V50H206ZM206 51H205V52H206ZM242 51H240V52H242ZM251 51L253 52V50H251ZM254 51H255V50H254ZM259 51H260V50H259ZM68 52H69V51H68ZM124 52H125V51H124ZM134 52H135V51H134ZM145 52H147V54H149L147 50H146V51L144 50L143 53H145ZM211 52H212V51H211ZM244 52H245V51H244ZM248 52H250V51H248ZM248 52H247V53H248ZM260 52H261V51H260ZM11 53H12V52H11ZM13 53H14V52H13ZM57 53H59V52H57ZM63 53H64V52H63ZM70 53H71V52H70ZM70 53H69V54H70ZM75 53H77V52H75ZM129 53H130V52H129ZM135 53H136V52H135ZM160 53H161V52H160ZM160 53H159V54H160ZM182 53H183V54H182ZM182 53H181V55H184V54L187 53V52H182ZM189 53H190V52H189ZM189 53H187V55H188ZM217 53H219V52H217ZM225 53H226V52H225ZM231 53H232V52H230V54H231ZM235 53H236V52H235ZM6 54H7V53H6ZM8 54H9V53H8ZM8 54H7V55H8ZM61 54H62V52H61ZM64 54H65V53H64ZM126 54H128V53H126ZM145 54H146V53H145ZM165 54H166V53H165ZM165 54H164V55H165ZM172 54H173V53H172ZM215 54H216V53H215ZM237 54H238V53H237ZM258 54H259V53H258ZM4 55H5V54H4ZM39 55H40V54H39ZM71 55H72V54H71ZM128 55H129V54H128ZM131 55H132V54H131ZM131 55H129V56H131ZM133 55H135V54L133 53ZM154 55H156V54H154ZM162 55H163V54H162ZM185 55H186V54H185ZM185 55H184V56H185ZM187 55H186V56H187ZM212 55H214L213 52H212ZM231 55H234V53L231 54ZM251 55L253 56V54H251ZM254 55H256V54H254ZM260 55H261V53H260ZM260 55H259V56H260ZM22 56H24V55H22ZM37 56H38V55H36V57H37ZM59 56H61V55H59ZM82 56H83V55H82ZM125 56H126V55H125ZM148 56H150V55H148ZM174 56H176V55H174ZM174 56H173V57H174ZM194 56H195V57H194ZM226 56H227V55H226ZM252 56H251V58H250L249 56H246V57L249 58V59L247 58L248 60L245 59V57H244V58H241V56H240V59H243L242 61H245V60H246L245 63L250 64V62H249L250 59H251V63H252V64H250V65H245V63H243V62L241 61L242 64H243L241 67L246 66V69H244L245 67L242 69V68L239 66V67H240L239 70L242 69L243 74L241 73V75H244L243 77H242L241 75H238V72H237L238 69H237L236 72H232V70H234V69H230V70H231V71H230V70H229V67H228V68H227V67L224 68V69H228V70H226V72H225L224 74L230 79V81H231L232 83H234V85H236V81H235V79H236L237 77H238V78H239V77H242V78L245 80V81H244V80L242 79L244 82L247 81V83L249 82L248 84H251L252 89L250 90V89L248 88L249 91L247 90L249 93H248L247 91H243V93H244V92H247V93H248V95H247L248 98H245L246 103L244 102V103H245V106H246L245 108H248V109H246V110H248L250 113L253 112V114H255L257 117H259L260 119H261V118L263 119V118H264V111H263L264 103H262V102H264V101H263L262 99H264V95H263V98H262V99H261V97H259L261 100H258L259 98H258L257 96H259V95L256 94V97L258 98V99H256V98H254V96H255L254 94H255V92L257 93V91L261 92L260 90H263V89H264V75H263V73H261V70H262V69L260 68V66H262V67L264 66V65H263V64H264V61L261 62V63H263V64H260V63H259L260 61L257 59L258 57L252 59ZM11 57H12V56H11ZM73 57H74V56H73ZM77 57H80V55L77 56ZM89 57H90V56H89ZM121 57H122V56H121ZM134 57H135V56H134ZM145 57L147 58V55H145ZM145 57L143 56V59H144ZM206 57H207V58H206ZM218 57H219V56H218ZM220 57H221V56H220ZM220 57H219V58H220ZM253 57H254V56H253ZM262 57H263V55H262ZM17 58H18V57H17ZM64 58H65V57H64ZM128 58H129V57H128ZM154 58H155V57H154ZM163 58H165V57H163ZM167 58H168V57H167ZM170 58H171V57H170ZM184 58H185V57H184ZM187 58H190V56L188 55V57L185 58L186 61H187ZM237 58H239V57H237ZM237 58H236V59H233V58H232V59H233V62H236V61H237ZM260 58H261V57H260ZM260 58H259V59H260ZM1 59H2V58H1ZM8 59H9V56H8ZM49 59H50V58H49ZM60 59H61V58H60ZM82 59H83V58H82ZM82 59H81V60H82ZM91 59H92V58H91ZM168 59H169V58H168ZM185 59H184V60H185ZM256 59H257V60H256ZM18 60H19V59H18ZM66 60H67V59H66ZM131 60H135V59H131ZM149 60H150V59L147 58V62H144V63H147V66H146V64H144V66L141 65L143 68L145 67V68H144L145 70L142 69L143 72L146 71V72H147V73L145 72L146 74H148V73L150 72V74L148 75V77H150V76L153 74L152 70L154 69V66L151 64L152 61L150 62ZM213 60H214V59H213ZM221 60H222V59H221ZM224 60H225V59H224ZM226 60H227V59H226ZM261 60H262V58H261ZM263 60H264V59H263ZM1 61H2V60H1ZM13 61H14V59H13ZM67 61H68V60H67ZM70 61H71V60H70ZM72 61H73V60H72ZM74 61H76V60H74ZM126 61H127V60H126ZM135 61H136V60H135ZM135 61H133V62H135ZM137 61H138V59H137ZM142 61H143V60H142ZM142 61H141V62L139 61V62H140L139 65L143 63ZM186 61H185V63H186ZM222 61H223V60H222ZM222 61H221V62H222ZM239 61H240V60H239ZM247 61H248L249 63H248ZM3 62H4V61H3ZM14 62H15V61H14ZM59 62H60V61H59ZM65 62H66V61H65ZM123 62H124V61H123ZM213 62H214V61H213ZM218 62H219V61H218ZM221 62H220V64H221ZM233 62H232V63H233ZM21 63H22V67H23V68H21V69H24L25 67H28V65H29V68L31 67V69H32L31 72L33 73V75H34L37 79H39V81H41L43 84H45L49 89H52V90L55 89V92H56V91H60V92L62 91V92L65 93V91H64V89H63V87H62V84H63L62 82H63V80H61V78L63 77L64 74L62 75V73H61L62 77L59 78L60 80L58 79V80L60 81V82H59L60 85H61V86H60L59 84L55 83V82L50 78V76H49L50 74H48V73L50 72L49 70H48V73H47V72L43 71L42 68L40 69L36 64H33V65L28 64V65L26 66V65H25L26 63H25V64H24L23 62H21ZM36 63H37V62H36ZM39 63H40V62H39ZM42 63H43V62H42ZM53 63H54V62H53ZM53 63H52V61H51V64H53ZM68 63H69V62H67V64H68ZM74 63H76V62H74ZM77 63H78V62H77ZM77 63H76V64H77ZM121 63H122V62H121ZM127 63H128V62H127ZM161 63H162V61H161ZM211 63H212V62H211ZM6 64H7V63H6ZM15 64H16V63H15ZM23 64L25 65V67H24ZM51 64H50V65H51ZM60 64H61V63H60ZM123 64H125V63H123ZM137 64H138V62H137ZM137 64H136V65H137ZM153 64H154V62H153ZM175 64H176V63H175ZM196 64H195V65H196ZM212 64H213V63H212ZM233 64H234V63H233ZM61 65H62V64H61ZM116 65H118V64H116ZM116 65H115V66H116ZM121 65H122V64H121ZM136 65H135V66H136ZM176 65H177V64H176ZM184 65H185V64H184ZM187 65H190V64H187ZM239 65H241V63H240ZM9 66H10V65H9ZM15 66H16V65H15ZM15 66H14L13 68H15ZM56 66H57V65H56ZM65 66H66V65H65ZM76 66H77V65H76ZM123 66H124V65H123ZM170 66H171V65H170ZM197 66H195V67H197ZM199 66H198V67H199ZM19 67H20V66H19ZM50 67H51V66H50ZM78 67H79V66H78ZM80 67H81V66H80ZM82 67H83V66H82ZM121 67H122V66H121ZM155 67L158 68L157 66H155ZM160 67H161V66H160ZM184 67H185V66H184ZM191 67H192V66H191ZM219 67H220V66H219ZM234 67H235V66H234ZM29 68H28V69L26 68V69L29 70ZM47 68H48V67H47ZM52 68H53V66H52ZM54 68H55V66H54ZM71 68H72V65H71ZM84 68H87V67L85 66ZM125 68H126V67H125ZM125 68H124V69H125ZM134 68H135V67H134ZM137 68H138V67H137ZM170 68H171V67H170ZM186 68H188V67H186ZM263 68H264V67H263ZM19 69H20V68H19ZM50 69H51V68H50ZM57 69H58V68H57ZM60 69H62V68H60ZM65 69H66V68H65ZM75 69H77V68H75ZM80 69H81V68H79V71H80ZM119 69H120V67H119ZM176 69H177V67H176ZM235 69H236V68H235ZM51 70H52V69H51ZM89 70H90V69H89ZM136 70H137V69H136ZM136 70H135V71H136ZM138 70H139V69H138ZM156 70H160V68H159V69H155V70H153V71H156ZM164 70H165V69H164ZM200 70H201V69H200ZM29 71H30V70H29ZM77 71H78V70H77ZM77 71H75V72H77ZM121 71H122V70H121ZM125 71H126V70H125ZM139 71H140V70H139ZM173 71H174V70H173ZM189 71H190V69H189ZM189 71H188V72H189ZM223 71H224V70H223ZM23 72H24V71H23ZM52 72H53V71H52ZM75 72H74V73H75ZM84 72H85V71H84ZM119 72H120V70H119ZM151 72H152V73H151ZM169 72H170V71H169ZM175 72H176V71H175ZM239 72H241V71H239ZM80 73H81V72H80ZM145 73H144V75H145ZM154 73H155V77L158 78V75H160L159 72L156 71V72H154ZM156 73H158V75H157ZM184 73H185V72H184ZM197 73H198V72H197ZM208 73H207V74H208ZM236 73H237V74H236ZM21 74H22V73H21ZM51 74H52V73H51ZM53 74H54V72H53ZM65 74H66V73H65ZM76 74H78V73H76ZM84 74H85V73H84ZM124 74H125V73H124ZM136 74H137V73H136ZM138 74H139V72H138ZM181 74H183V73H181ZM202 74H203V73H202ZM214 74H215V72H214ZM61 75H58V77L61 76ZM101 75H102V74H101ZM153 75H154V74H153ZM153 75H152L151 77H152V79L155 80V77H153ZM156 75H157V76H156ZM198 75H199V74H198ZM67 76H68V77H67V79H68V78H69V75H67ZM78 76H79V75H78ZM78 76H76V77H78ZM81 76H82V75H81ZM102 76H104V75H102ZM105 76H106V75H105ZM165 76H166V75H165ZM165 76H164V77H165ZM187 76H188V75H187ZM211 76H212V74H211ZM226 76H225V77H226ZM18 77H19V76H18ZM64 77H65V76H64ZM64 77H63V79H64V81H65L66 77H65V78H64ZM218 77H219V76H218ZM19 78H20V77H19ZM19 78H17L16 81H17ZM74 78H75V77H74ZM79 78H80V77H79ZM91 78H92V77H91ZM133 78H134V77H133ZM139 78H140V77H139ZM146 78H147V77H146ZM146 78H144V79H146ZM157 78H156V79H157ZM189 78H190V77H189ZM212 78H213V77H212ZM228 78H227L226 80H228ZM69 79H70V78H69ZM71 79H72V78H71ZM88 79H90V78H88ZM127 79H128V78H127ZM134 79H135V78H134ZM141 79H142V78H141ZM147 79H148V78H147ZM152 79H151V80H152ZM159 79L161 80V78H158L157 81H159ZM165 79H166V78H165ZM174 79H175V78H174ZM181 79H182V78H181ZM202 79H203V78H202ZM240 79H241V78H240ZM19 80H20V79H19ZM82 80H83V79H82ZM129 80H130V79H129ZM138 80H139V79H138ZM149 80H150V78H149ZM151 80H150V82H151ZM184 80H185V79H184ZM190 80H193V79H190ZM200 80H201V79H200ZM204 80H205V79H204ZM207 80H208V79H207ZM238 80H239V79H238ZM242 80H239V81H241L240 83L243 84L244 82H243ZM66 81H67V80H66ZM66 81H65V83H66ZM73 81H74V80H73ZM91 81H92V80H91ZM93 81H94V80H93ZM96 81H97V80H96ZM152 81H153V80H152ZM157 81H154V82H156V83H154V82H153V83L156 85V84H157ZM20 82H22V81L20 80ZM28 82H29V79H28ZM71 82H72V80H71ZM71 82H70V83L67 82L66 84L64 83V85L68 87V90L71 92V94H76V93L78 92V89H77V88H78V87L80 88V86L78 85V87H77V86L74 85L76 82H75L74 84L71 83ZM83 82H84V80H83ZM100 82H101V81H100ZM107 82H108V81H107ZM120 82H121V80H120ZM133 82H134V81H133ZM135 82H136V81H135ZM142 82H144V81H142ZM145 82H146V80H145ZM161 82H162V80H161ZM216 82H217V81H216ZM228 82H229V81H228ZM34 83H36V82H34ZM77 83H78V82H77ZM139 83H140V82H139ZM147 83H149V82H147ZM147 83H146V84H147ZM153 83L151 82V85H152ZM192 83H193V82H192ZM211 83H212V82H211ZM225 83H226V82H225ZM247 83H246V85H247ZM20 84H21V83H20ZM69 84L71 85V87H69V86H70ZM120 84H121V83H120ZM134 84H135V83H134ZM158 84L160 85V81H159ZM163 84H164V83H163ZM163 84H162V85H163ZM184 84H185V83H184ZM221 84H222V83H221ZM227 84H228V83H227ZM237 84L239 85V83H237ZM242 84H240V85H242ZM36 85H37V84H36ZM64 85H63V86H64ZM68 85H69V86H68ZM76 85H77V84H76ZM100 85H101V84H100ZM144 85H145V84H144ZM159 85H158V86H159ZM162 85H161V86H162ZM164 85H165V84H164ZM186 85H187V84H186ZM217 85H218V84H217ZM31 86H32V85H31ZM91 86H92V85H91ZM94 86H95V85H94ZM149 86H150V85H149ZM156 86H157V85H156ZM214 86H215V85H214ZM228 86H229V85H228ZM242 86H244V84H243ZM37 87L40 88V85H38ZM44 87H45V86H43V88H44ZM84 87H85V86H84ZM86 87H87V86H86ZM131 87H132V86H131ZM131 87H130V88H131ZM145 87H146V86H145ZM151 87H153V86H151ZM151 87H150V88H151ZM159 87H160V86H159ZM173 87H174V86H173ZM177 87H179V86H177ZM185 87H186V86H185ZM194 87H195V86H194ZM240 87H241V86H240ZM31 88H32V87H31ZM81 88H82V87H81ZM88 88H89V87H88ZM88 88H87V89H88ZM127 88H128V87H127ZM135 88H136V85H135ZM138 88H139V87H138ZM143 88H144V87H143ZM148 88H149V87H148ZM160 88H161V87H160ZM160 88H159V89H160ZM195 88H196V87H195ZM199 88H200V87H199ZM245 88H246V86H245ZM19 89H20V88H19ZM34 89H35V88H34ZM66 89H67V88H66ZM176 89H177V88H176ZM180 89H181V88H180ZM17 90H18V89H17ZM21 90H22V89H21ZM21 90H20V91H21ZM39 90H40V89H39ZM46 90H47V89H46ZM46 90H44V91H46ZM135 90H136V89H135ZM141 90H142V89H141ZM143 90H144V89H143ZM154 90H155V89H154ZM157 90H158V89H157ZM160 90H161V89H160ZM178 90H179V88H178ZM232 90H233V89H232ZM33 91H34V90H33ZM47 91H48V90H47ZM83 91H84V90H83ZM96 91H97V89H96ZM107 91H108V90H107ZM122 91H123V90H122ZM129 91H131V90H129ZM146 91H147V89H146ZM162 91H163V90H162ZM228 91H229V90H227V91H225V92L227 93ZM234 91H235V90H234ZM234 91H232V92H234ZM41 92H43V91H41ZM52 92H53V91H52ZM171 92H172V91H171ZM26 93H27V92H26ZM29 93H30V92H29ZM49 93H50V92H49ZM145 93H148V91L145 92ZM163 93H164V92H163ZM165 93H166V92H165ZM173 93H174V90H173ZM177 93H178V92H177ZM179 93H180V92H179ZM230 93H231V92H230ZM235 93H236V92H235ZM261 93H262V92H261ZM46 94H47V93H46ZM52 94H53V93H52ZM88 94H89V93H88ZM92 94H93V93H92ZM95 94H96V93H95ZM105 94H106V93H105ZM160 94H162V93H160ZM160 94H159V95H160ZM170 94H171V93H170ZM245 94H246V93H245ZM258 94H260V93H258ZM146 95H148V94H146ZM159 95H158V96H159ZM166 95H167V93H166ZM227 95H228V94H227ZM227 95H226V96H227ZM232 95H233V94H232ZM242 95H243V94H242ZM242 95H241V96H242ZM253 95H254V96H253ZM260 95H262V94H260ZM31 96H32V94H31ZM38 96H39V95H38ZM42 96H43V95H42ZM90 96H91V95H90ZM133 96H134V95H133ZM148 96H149V95H148ZM156 96H157V95H156ZM156 96H155V97H156ZM191 96H192V95H191ZM199 96H200V95H199ZM205 96H206V94H205ZM135 97H136V96H135ZM239 97H240V94H239ZM245 97H246V96H245ZM37 98H38V97H37ZM39 98H40V97H39ZM74 98H75V97H74ZM78 98H79V97H78ZM78 98H77V99H78ZM136 98H137V97H136ZM147 98H148V97H147ZM165 98H166V97H165ZM178 98H179V97H178ZM192 98H193V97H192ZM213 98H214V97H213ZM240 98H241V97H240ZM28 99H29V98H28ZM35 99H36V98H35ZM66 99H67V98H66ZM139 99H140V98H139ZM148 99H149V98H148ZM148 99H147V100L144 99V100H146V102H147ZM208 99H209V98H208ZM246 99L248 100V102H247ZM25 100H26V99H25ZM103 100H106V99H103ZM110 100H111V99H110ZM134 100H135V98H134ZM151 100H152V102H151ZM154 100H155V99H154ZM195 100H196V99H195ZM198 100H199V99H198ZM236 100H237V99H236ZM66 101H67V100H66ZM79 101H80V100H79ZM79 101H78V102H79ZM97 101H98V100H97ZM97 101H96V103H97ZM128 101H129V100H128ZM136 101H137V100H136ZM138 101H139V100H138ZM170 101H172V100H170ZM187 101H188V100H187ZM190 101H191V100H190ZM202 101H203V100H202ZM209 101H210V100H209ZM212 101H213V99H212ZM228 101H229V100H228ZM259 101H261V102H259ZM64 102H65V101H64ZM76 102H77V101H76ZM108 102H109V101H108ZM110 102H112V101H110ZM123 102H124V101H123ZM126 102H127V99H126ZM140 102H142V101H140ZM149 102H151V104H150ZM149 102H148L149 107H150L149 110H151L150 112H151L152 114H151V113H150V114L153 116L152 119L155 120L154 123L156 122V123H157L156 125H158V123H159L160 125L163 123L162 125L165 126L166 124H164V121H165L164 119L169 118V117L167 116L169 113L166 111V112L168 113V114H166V112L164 113V108L161 109V106H162V105L165 106V105H164V104H161V103H158V102H160V101H158V102H154V101H153V98L150 99ZM195 102H196V101H195ZM238 102H239V100H238ZM240 102H241V101H240ZM240 102H239V104H240ZM242 102H243V101H242ZM54 103H56V102H54ZM70 103H71V102H70ZM93 103H94V102H93ZM131 103H132V102H131ZM131 103H130V104H131ZM135 103H136V102H135ZM168 103H169V101H168ZM206 103H207V102H206ZM244 103H243V104H244ZM247 103H248V104H247ZM260 103H262L263 106H261ZM25 104H27V103H25ZM67 104H68V103H67ZM105 104H106V103H105ZM114 104H115V103H114ZM132 104H133V103H132ZM159 104H161V106H160ZM166 104H167V103H166ZM187 104H189V102H188ZM23 105H24V104H23ZM56 105H57V104H56ZM80 105H81V103H80ZM110 105H111V104H110ZM196 105H197V104H196ZM225 105H226V104H225ZM247 105H248V107H247ZM51 106H52V104H51ZM61 106H63V105H61ZM71 106H72V104H71ZM102 106H103V105H102ZM116 106H117V105H116ZM191 106H192V105H191ZM193 106H194V105H193ZM241 106H242V105H241ZM69 107H70V106H69ZM99 107H100V106H99ZM132 107H133V106H132ZM176 107H177V106H176ZM189 107H190V105H188V108H189ZM239 107H240V106H239ZM239 107H238V108H239ZM243 107H244V106H243ZM261 107H263V108L261 109ZM59 108H60V107H59ZM70 108H71V107H70ZM81 108H82V107H81ZM91 108H92V107H91ZM102 108H103V107H102ZM107 108H108V107H107ZM107 108H106V109H107ZM115 108H116V107H115ZM133 108H134V107H133ZM182 108H184V107H182ZM201 108H202V107H201ZM241 108H242V107H241ZM245 108H244V109H245ZM54 109H55V108H54ZM61 109H62V107H61ZM64 109H65V107H64ZM96 109H97V108H96ZM104 109H105V108H104ZM106 109H105V110H106ZM119 109H120V108H119ZM128 109H129V108H128ZM136 109H138V108H136ZM192 109H193V108H192ZM203 109H204V108H203ZM227 109H228V107H227ZM239 109H240V108H239ZM244 109H240V112H241V110H242V112H243ZM55 110H57V109H55ZM78 110H79V109H78ZM146 110H147V109H146ZM172 110H173V109H172ZM222 110H223V109H222ZM230 110H231V109H230ZM96 111H97V110H96ZM168 111H169V110H168ZM52 112H53V111H52ZM59 112H60V111H59ZM62 112H63V111H62ZM138 112H139V111H138ZM140 112H141V111H140ZM178 112H179V111H178ZM183 112H185V111H183ZM224 112H225V111H224ZM245 112H246V111H245ZM74 113H75V112H74ZM87 113H88V112H87ZM89 113H90V112H89ZM116 113H117V112H116ZM123 113H124V111H123ZM128 113H129V112H128ZM135 113H136V112H135ZM148 113H149V112H148ZM171 113H172V112H171ZM175 113H177V112H175ZM181 113H182V112H181ZM181 113H180V114H181ZM198 113H199V112H198ZM209 113H210V112H209ZM220 113H221V112H220ZM236 113H237V112H236ZM243 113H244V112H243ZM243 113H240V114L243 115ZM246 113H247V112H246ZM38 114H39V113H38ZM98 114H99V113H98ZM103 114H104V113H103ZM177 114H178V113H177ZM180 114H179V116H180ZM227 114H228V113H227ZM237 114H239V113H237ZM42 115H43V114H42ZM42 115H41V116H42ZM46 115H47V114H46ZM51 115H52V114H51ZM64 115H65V113H64ZM75 115H76V114H75ZM89 115H90V114H89ZM99 115H101V113H100ZM104 115H105V114H104ZM118 115H119V114H118ZM141 115H142V114H141ZM143 115H144V114H143ZM170 115H171V114H170ZM255 115H254V116H255ZM54 116H55V115H54ZM62 116H63V115H62ZM73 116H74V114H73ZM92 116H95V114H94V115L92 114ZM121 116H122V115H121ZM129 116H130V115H129ZM131 116H132V115H131ZM171 116H172V115H171ZM171 116H170V117H171ZM173 116H174V115H173ZM173 116H172V117H173ZM181 116H182V115H181ZM194 116H195V115H194ZM226 116H227V115H226ZM226 116H225V117H226ZM39 117H40V115H39ZM44 117H45V116H44ZM58 117H59V116H58ZM58 117H57V118H58ZM79 117H80V116H79ZM87 117H88V116H87ZM87 117H86V118L83 117V118L87 119ZM95 117H97V116H95ZM110 117H111V116H110ZM127 117H128V116H127ZM135 117H136V116H135ZM137 117H138V116H137ZM172 117H171V120H172L171 122H170V119H169V122H170L171 124L175 123V122H173V121H174V120H173L174 117H173V118H172ZM185 117H186V116H185ZM210 117H211V115H210ZM215 117H216V116H215ZM250 117H252V116L250 115ZM31 118H32V117H31ZM57 118H55V119H57ZM60 118H61V117H60ZM60 118H59V119H60ZM62 118H63V117H62ZM62 118H61V119H62ZM74 118H75V117H74ZM74 118H73V119H74ZM90 118H92V117H90ZM93 118H94V117H93ZM113 118H114V116H113ZM116 118H117V117H116ZM128 118H129V117H128ZM144 118H145V117H144ZM194 118H195V117H194ZM200 118H201V117H200ZM202 118H203V117H202ZM254 118H255V117H254ZM37 119H38V118H37ZM37 119H36V120H37ZM85 119H83V120H85ZM95 119H97V118H95ZM105 119H106V118H105ZM129 119H130V118H129ZM152 119H151V120H152ZM174 119H175V118H174ZM245 119H246V117H245ZM250 119H251V118H250ZM260 119H259V120H260ZM262 119H261V120H262ZM20 120H21V118H20ZM23 120H24V119H23ZM29 120H30V119H29ZM43 120H44V119H43ZM48 120H50V119H48ZM92 120H93V119H92ZM101 120H102V119H101ZM123 120H124V119H123ZM133 120H134V119H133ZM133 120H132V121H133ZM140 120H141V119H140ZM176 120H177V119H176ZM211 120H212V119H211ZM248 120H249V119H248ZM248 120H247V122H249ZM253 120H254V119H253ZM257 120H258V118H257ZM263 120H264V119H263ZM263 120H262V121H263ZM25 121H26V119H25ZM45 121H46V120H45ZM61 121H62V120H61ZM77 121H78V120H77ZM81 121H82V120H81ZM90 121H91V120H90ZM97 121H98V120H97ZM97 121H96V122H97ZM99 121H100V120H99ZM107 121H108V120H107ZM107 121H106V122H107ZM147 121H148V120H147ZM180 121H181V119H180ZM190 121H191V120H190ZM213 121H214V120H213ZM245 121H246V120H245ZM31 122H32V121H31ZM69 122L71 123V121H69ZM93 122H94V120H93ZM96 122H95V123H96ZM111 122H112V121H111ZM148 122H149V121H148ZM166 122L168 123V119L166 120ZM172 122H173V123H172ZM219 122H220V121H219ZM229 122H230V121H229ZM34 123H35V122H34ZM70 123H69V124H70ZM79 123H80V122H79ZM95 123H94V124H95ZM101 123H102V122H101ZM103 123H104V122H103ZM107 123H108V122H107ZM114 123H115V122H114ZM114 123H113V124H114ZM183 123H184V122H183ZM192 123H193V122H192ZM206 123H207V122H206ZM210 123H211V122H210ZM230 123H231V122H230ZM256 123H258V121H257ZM24 124H25V123H24ZM36 124H37V123H36ZM88 124H89V123H88ZM104 124H105V123H104ZM127 124H129V123H127ZM133 124H134V123H133ZM144 124H145V123H144ZM146 124H147V123H146ZM146 124H145V125H146ZM188 124H189V123H188ZM253 124H255V123H253ZM258 124H259V123H258ZM258 124H257V125H258ZM29 125H30V123H29ZM34 125H35V124H34ZM53 125H54V124H53ZM82 125H83V123H82ZM85 125H86V124H85ZM95 125H97V124H95ZM117 125H118V124H117ZM153 125H154V124H153ZM176 125H177V124H176ZM189 125H191V124H189ZM211 125H212V124H211ZM211 125H210V126H211ZM251 125H252V124H251ZM22 126H23V125H22ZM22 126H20V127H22ZM24 126H25V125H24ZM32 126H33V125H32ZM38 126H39V125H38ZM41 126H42V125H41ZM86 126H87V125H86ZM89 126H90V125H89ZM98 126H101L100 123H99ZM98 126H97V127H98ZM102 126H103V125H102ZM105 126H106V125H105ZM108 126H109V125H108ZM139 126H140V125H139ZM139 126H138V127H139ZM171 126H172V125H171ZM171 126H168V127H169L168 130H170V127H171ZM181 126H182V125H181ZM184 126H185V125H184ZM186 126H187V124H186ZM228 126H229V125H228ZM254 126H255V125H254ZM254 126H253V127H254ZM258 126H259V125H258ZM26 127H27V126H26ZM42 127H43V126H42ZM45 127H46V126H45ZM57 127H58V126H57ZM68 127H69V126H68ZM109 127H110V126H109ZM117 127H118V126H117ZM117 127H115V128H117ZM127 127H128V126H127ZM138 127H137V128H138ZM158 127H159V126H158ZM165 127H167V125H166ZM165 127H163V128H165ZM212 127H213V126H212ZM214 127H215V126H214ZM226 127H227V126H226ZM48 128H49V127H48ZM74 128H75V127H74ZM74 128H73V130H74ZM83 128H84V127H83ZM99 128H100V127H99ZM103 128H104V127H103ZM111 128H112V127H111ZM149 128H151V127L149 126ZM160 128H161V127H160ZM163 128H161L160 130H162ZM178 128H179V126H178ZM186 128H187V127H186ZM196 128H197V127H196ZM218 128H219V127H218ZM218 128H217V129H218ZM255 128H257V127H255ZM259 128H260V126H259ZM259 128H258V129H259ZM262 128H263V127H262ZM31 129H32V128H31ZM86 129H87V128H86ZM107 129H108V128H107ZM129 129H130V128H129ZM138 129H139V128H138ZM142 129H143V128H142ZM144 129H145V128H144ZM174 129H175V127H174ZM174 129H173V127H172V131L168 132V134H165V130H166V129H165L164 131L162 130V131H159V132L157 131L158 129H157V130L155 129V132H154V133H156V132H158V133L161 132V133H162V132H163L162 135L164 134L163 137L166 138V137H167L166 135H169V133L171 134V132H172V133H173V137H174L175 133H176V135L178 134L177 131H175ZM182 129H183V128H182ZM213 129H215V128H213ZM242 129H244V128L242 127ZM20 130H21V129H20ZM27 130H28V129H27ZM35 130H36V129H35ZM42 130H44V128H43ZM42 130H41V131H42ZM46 130H47V129H46ZM49 130H50V129H49ZM81 130H82V129H81ZM83 130H84V129H83ZM99 130H100V129H99ZM120 130H121V129H119V131H120ZM168 130H167V131H168ZM259 130H260V129H259ZM15 131H16V130H15ZM17 131H18V130H17ZM22 131H23V130H22ZM31 131H32V130H31ZM44 131H45V130H44ZM53 131H54V130H53ZM75 131H77V129H76ZM79 131H80V130H79ZM85 131H88V130H85ZM93 131H94V130H93ZM103 131H105V130H103ZM111 131H112V130H111ZM149 131H150V130H149ZM173 131H174L175 133H174ZM200 131H201V130H200ZM226 131H227V130H226ZM12 132H13V131H12ZM27 132H28V131H27ZM37 132H38V131H37ZM70 132H71V131H70ZM77 132H78V131H77ZM146 132H147V131H146ZM29 133H31V132H29ZM34 133H35V132H34ZM56 133H57V131H56ZM59 133H60V132H59ZM59 133H58V134H59ZM68 133H69V132H68ZM73 133H74V132H73ZM75 133H76V132H75ZM75 133H74V134H75ZM91 133H92V132H91ZM91 133H90V134H91ZM119 133H120V132H119ZM122 133H123V132H122ZM124 133H125V132H124ZM127 133H129V132H127ZM139 133H140V130H139ZM200 133H201V132H200ZM225 133H226V132H225ZM37 134H38V133H37ZM37 134H36V136H37ZM77 134H78V133H77ZM104 134H106V132H105ZM115 134H116V133H115ZM145 134H146V133H145ZM181 134H184V133H181ZM203 134H205V133H203ZM236 134H237V133H236ZM52 135H53V134H51V137H52ZM56 135H57V134H56ZM59 135H60V134H59ZM81 135H82V134H81ZM83 135H84V134H83ZM111 135H112V134H111ZM127 135H128V134H127ZM151 135H152V134H151ZM224 135H226V134H224ZM231 135H232V134H231ZM234 135H235V134H234ZM22 136H23V135H22ZM25 136H26V135H25ZM34 136H35V135H34ZM46 136H47V135H46ZM48 136H49V134H48ZM48 136H47V138H48ZM136 136H137V135H136ZM139 136H140V135H139ZM145 136H146V135H145ZM158 136H159V135H158ZM171 136H172V135H171ZM171 136L169 135L168 138H170ZM187 136H188V135H187ZM193 136H194V134H193ZM196 136H197V135H196ZM196 136H195V137H196ZM219 136H220V135H219ZM259 136H260V135H259ZM17 137H18V136H17ZM17 137H16V138H17ZM26 137H27V136H26ZM38 137H39V136H38ZM53 137H54V136H53ZM59 137H60V136H59ZM92 137H93V136H92ZM99 137H100V136H99ZM110 137H111V136H110ZM113 137H114V136H113ZM122 137H123V136H122ZM183 137H184V136H183ZM183 137H181V136L179 135L178 138H180V139L182 138V139H183ZM210 137H211V136H210ZM223 137H224V136H223ZM229 137H230V136H229ZM30 138H31V137H30ZM41 138H42V137H41ZM47 138H46V140H47ZM80 138H81V137H80ZM86 138H87V136H86ZM93 138H94V137H93ZM103 138H104V136H103ZM129 138H130V137H129ZM133 138H134V137H133ZM168 138L165 139V142H167V141L170 142L171 139H168ZM174 138H175V139H174ZM174 138L172 139V141H176V140H177L176 137H174ZM186 138H187V137H186ZM217 138H218V137H217ZM233 138H234V137H233ZM12 139H13V138H12ZM112 139H113V138H112ZM147 139H148V138H147ZM158 139H159V138H158ZM167 139H168V140H167ZM182 139H181V140H182ZM194 139H195V138H194ZM196 139H197V137H196ZM223 139H224V138H223ZM231 139H232V138H231ZM16 140H17V139H16ZM16 140H15V141H16ZM48 140H49V139H48ZM54 140H55V139H54ZM108 140H109V139H108ZM128 140H129V139H128ZM134 140H135V139H134ZM137 140H138V139H137ZM153 140H154V139H153ZM155 140H156V139H155ZM187 140H188V138H187ZM256 140H257V139H256ZM261 140H262V139H261ZM19 141H20V140H19ZM21 141H22V140H21ZM33 141H35V140H33ZM41 141H42V140H41ZM76 141H77V139H76ZM89 141H90V140H89ZM97 141H98V140H97ZM105 141H106V140H105ZM105 141H104V142H105ZM116 141H117V140H116ZM135 141H136V140H135ZM200 141H201V140H200ZM202 141H203V140H202ZM204 141H205V140H204ZM257 141H259V139H258ZM42 142H43V141H42ZM46 142H47V141H46ZM52 142H53V141H52ZM59 142H60V140H59ZM80 142H81V141H80ZM93 142H94V141H93ZM118 142H119V141H118ZM146 142H147V141H146ZM154 142H155V141H153V143H154ZM182 142H183V143H182ZM182 142L179 140L178 145H179L180 147L177 145V146H178V147H177V151H179V152H182L181 149H183V148H184L183 146H185V143H184L183 140H182ZM226 142H227V141H226ZM28 143H29V142H28ZM33 143H34V142H33ZM35 143H36V142H35ZM61 143H62V142H61ZM111 143H112V142H111ZM134 143H135V142H134ZM142 143H143V142H142ZM153 143H152V145H153ZM156 143H159V142L157 141ZM160 143H161V142H160ZM167 143H168V142H167ZM173 143H174V142H173ZM173 143L170 142V145L173 144ZM194 143H195V142H194ZM230 143H231V142H230ZM236 143H237V142H236ZM258 143H259V142H258ZM29 144H30V143H29ZM94 144H95V143H94ZM164 144H165V143H163V145H164ZM168 144H169V143H168ZM183 144H184V145H183ZM187 144H188V142H187ZM199 144H200V143H198V145H199ZM203 144H205V143H203ZM245 144H246V143H245ZM247 144H248V143H247ZM259 144H260V143H259ZM21 145L24 146L23 144H21ZM32 145H33V144H32ZM75 145H76V144H75ZM117 145H118V144H117ZM150 145H151V143H150ZM160 145H162V144H160ZM173 145H174V144H173ZM193 145H194V144H193ZM193 145H192V147H191L190 149H189V146H190L189 144H188V146H187L188 149H187L186 146H185V148L183 149L184 152H182V154H183V153L186 154V155L188 154V155L190 156V157L188 156L189 158L193 157V156L195 155V152H197L196 149H195V151H194V149H193V148H194ZM256 145H257V144H256ZM260 145H261V144H260ZM39 146H40V145H39ZM46 146H47V145H46ZM89 146H90V145H89ZM105 146H106V144H105ZM115 146H116V145H115ZM153 146H155V145H153ZM181 146H182L183 148H181ZM194 146H195V145H194ZM208 146H209V145H208ZM229 146H230V145H229ZM10 147H11V146H10ZM81 147H82V146H81ZM101 147H102V146H101ZM113 147H114V146H113ZM127 147H128V145H127ZM167 147H168V146H165V147H164V146H163V147H162V146H156V147H155V150H156L157 153H159L158 155H162V156H163V158H164V162H165V164H166V165L164 164V166H165L166 168H165L164 166H163V167H164L165 169H167V170H166L167 172L169 171V173H168L169 176H170L171 174H172L171 177H173V175L175 176V177H174V180H175L176 175H178V174L180 175V173L177 172V171H178V170H177L178 167L181 166V169H182V167H183L185 164H184V165H183V163H182V164H179L178 167H177V169H176L177 171H175V168H176V166H177L179 160L176 159V161H177V160H178V161L175 162V163H177V164L175 165V163H174V159H175V158H174V156H175V155H174V150H173V152H172L173 154L170 153V151H172L171 149H172L173 147H172V145L169 146L170 148H168V150H167ZM171 147H172V148H171ZM197 147H198V146H197ZM206 147H207V146H206ZM232 147H233V146H232ZM240 147H241V146H240ZM245 147H246V146H245ZM18 148H19V146H18ZM23 148H24V147H23ZM42 148H43V147H42ZM45 148H46V147H45ZM62 148H63V147H62ZM67 148H68V147H67ZM67 148H66V149H67ZM99 148H100V147H99ZM104 148H105V147H104ZM107 148H108V147H107ZM178 148H179V150H178ZM180 148H181V149H180ZM195 148H196V147H195ZM199 148H200V147H199ZM217 148H218V147H217ZM248 148H249V147H248ZM258 148H259V147H258ZM260 148H261V147H260ZM36 149H37V148H36ZM38 149H39V148H38ZM55 149H56V148H55ZM68 149H69V148H68ZM68 149H67V150H68ZM72 149H73V148H72ZM79 149H80V148H79ZM93 149H94V148H93ZM96 149H98V148H96ZM124 149H125V148H124ZM124 149H123V150H124ZM126 149H127V148H126ZM151 149H153V148H151ZM169 149H170V151H169ZM173 149H175V152L178 153V152L176 151L175 145H174V148H173ZM214 149H215V148H214ZM225 149H226V148H225ZM261 149H262V148H261ZM20 150H24V149H20ZM20 150H19V151H20ZM26 150H28V149H26ZM46 150H47V149H46ZM75 150L78 152L77 149H75ZM98 150H99V149H98ZM185 150H186V152H185ZM204 150H205V149H204ZM210 150H211V149H210ZM216 150H217V149H216ZM233 150H234V149H233ZM253 150H255V149H253ZM253 150H252V151H253ZM37 151H38V150H37ZM54 151H55V150H54ZM89 151H90V149H89ZM95 151H96V150H95ZM143 151H144V150H143ZM167 151H169V153H168ZM255 151H256V150H255ZM8 152H9V151H8ZM13 152H14V151H13ZM26 152H27V151H26ZM28 152H29V151H28ZM43 152H44V151H43ZM45 152H46V151H45ZM48 152H49V151H48ZM48 152H47V153H48ZM55 152H56V151H55ZM61 152H62V151H61ZM68 152H69V151H67V153H68ZM70 152H71V151H70ZM92 152H94V151H92ZM145 152H146V151H145ZM217 152H218V151H217ZM235 152H236V151H235ZM247 152H248V150H247ZM47 153H46V154H47ZM63 153L65 154V152H63ZM86 153H87V152H86ZM97 153H98V152H97ZM114 153H115V152H114ZM122 153H123V152H122ZM140 153H141V152H140ZM200 153H201V152H199V154H200ZM262 153H263V152H262ZM6 154H7V153H6ZM15 154H16V152H15ZM19 154H21V153H19ZM24 154H25V153H24ZM26 154H27V153H26ZM54 154H55V153H54ZM57 154H58V153H57ZM81 154H82V153H81ZM101 154H102V153H101ZM112 154H113V153H112ZM130 154H131V153H130ZM179 154H180V153H179ZM215 154H216V153H215ZM218 154L220 155V153H218ZM224 154H225V153H224ZM227 154H228V153H227ZM239 154H240V153H239ZM250 154H251V153H250ZM41 155L43 156L42 153H41ZM50 155H51V154H49L48 156H50ZM55 155H56V154H55ZM73 155H74V153H73ZM98 155H99V154H98ZM114 155H115V154H114ZM116 155H117V154H116ZM176 155H177V154H176ZM186 155H185V156H186ZM196 155L198 156V153H196ZM204 155H205V154H204ZM221 155H222V153H221ZM22 156H24V155H22ZM59 156H60V155H59ZM61 156H62V155H61ZM61 156H60V157H61ZM80 156H81V155H80ZM91 156H92V155H91ZM108 156H109V155H108ZM120 156H121V155H120ZM178 156H181V157H182L183 155H177V158H178ZM258 156H259V155H258ZM29 157H30V156H29ZM50 157H51V156H50ZM54 157H55V156H54ZM60 157H59V158H60ZM72 157H73V156H72ZM75 157H76V156H75ZM116 157H118V156H116ZM175 157H176V156H175ZM183 157H184V156H183ZM204 157H205V156H204ZM206 157H207V156H206ZM222 157H224V156H222ZM51 158H52V157H51ZM62 158H63V157H62ZM79 158L81 159V157H79ZM82 158H83V157H82ZM99 158H100V155H99ZM101 158H104V157L102 156ZM106 158H107V157H106ZM108 158H109V157H108ZM194 158H195V157H193L192 159H194ZM197 158H198V157H197ZM197 158H196V159H197ZM19 159H20V158H19ZM30 159H31V158H30ZM30 159H29V160H30ZM65 159H66V158H65ZM77 159H78V158H77ZM80 159H79V160H80ZM151 159H152V158H151ZM159 159H160V158H159ZM179 159H180V158H179ZM184 159H185L184 162L186 163V162H187V160H186V159H187V156L184 157ZM184 159H182V161H181V159H180V161L183 162ZM205 159H206V158H205ZM5 160H6V159H5ZM27 160H28V159H27ZM51 160H52V159H51ZM66 160H67V159H66ZM69 160H70V159H69ZM71 160H72V159H71ZM82 160H83V159H82ZM119 160H120V159H119ZM133 160H134V157H133ZM136 160H137V159H136ZM138 160H139V159H138ZM227 160H228V159H227ZM254 160H255V159H254ZM19 161H20V160H19ZM73 161H74V160H73ZM99 161H100V160H99ZM106 161H107V160H106ZM143 161H145V160H143ZM188 161L190 162L191 160L188 159ZM194 161H195V160H194ZM194 161L192 160L191 165L188 164V162H187V163H186L187 165L184 166V167L186 168V171L184 170V169H185V168H184V169H182V170H179V172H180V171L183 172V170H184L185 175L188 174V175H191V177H192V175H195L196 173L198 174V172L200 173V171H195V170H197L195 167H196V165H197L198 162L195 161L196 164L194 165V164H193ZM228 161H229V160H228ZM228 161H227V162H228ZM31 162H32V161H31ZM33 162H34V160H33ZM67 162H68V161H67ZM77 162H78V161H77ZM86 162H87V160H86ZM102 162H104V161H102ZM136 162H139V161H136ZM240 162H241V161H240ZM11 163H12V161H11ZM56 163H57V162H56ZM56 163H55V164H56ZM139 163H140V162H139ZM142 163H143V162H142ZM148 163H149V162H148ZM179 163H180V162H179ZM199 163H200V162H199ZM199 163H198V164H199ZM201 163H202V162H201ZM235 163H236V162H235ZM2 164H3V163H2ZM50 164H51V163H50ZM111 164H113V163L111 162ZM115 164H116V163H115ZM118 164H119V163H118ZM143 164H144V163H143ZM161 164H162V163H161ZM192 164H193L195 167L192 166ZM217 164H218V163H217ZM220 164H221V163H219V166H220V167H219V169H220L219 172H220V171L222 172V171H224V170H221L223 167L221 168V165H220ZM13 165H14V164H13ZM15 165H16V164H15ZM19 165H20V164H19ZM31 165H32V164H31ZM44 165H46V164H44ZM44 165H43V167H44ZM94 165H96V164H94ZM94 165H93V166H94ZM145 165L147 166V164H145ZM152 165H153V164H152ZM152 165H151V166H152ZM199 165H200V164H199ZM199 165H198V166H199ZM202 165H203V164H202ZM209 165H210V164H209ZM21 166H23V165H21ZM49 166H50V165H49ZM49 166H48V167H49ZM89 166H90V164H89ZM96 166H97V165H96ZM115 166H116V165H115ZM129 166H130V165H129ZM135 166H136V165H135ZM198 166H197V167H198ZM14 167H15V166H14ZM48 167H47V168H48ZM78 167H79V166H78ZM118 167H119V166H118ZM131 167H132V166H131ZM201 167H202V166H201ZM247 167H248V166H247ZM3 168H4V167H3ZM15 168H16V167H15ZM23 168H24V167H23ZM32 168L34 169V167H32ZM45 168H46V167H45ZM64 168H65V167H64ZM66 168H67V167H66ZM85 168H87V165H86ZM102 168H103V166H102ZM136 168H138V167H136ZM152 168H154V167L152 166ZM158 168H159V167H158ZM216 168H218V167H216ZM256 168H257V167H256ZM256 168H255V169H256ZM38 169H39V168H38ZM76 169H77V168H76ZM90 169H93V167L90 168ZM98 169H99V168H98ZM103 169H104V168H103ZM114 169H115V168H114ZM133 169H134V168H133ZM149 169H150V168H149ZM165 169H164V170H165ZM194 169H195V170H194ZM198 169H199V168H198ZM200 169H201V168H200ZM202 169H203V168H202ZM202 169H201V170H202ZM205 169H206V168H205ZM213 169H214V168H213ZM241 169H242V168H241ZM8 170H9V169H8ZM12 170H13V169H12ZM12 170H11V171H12ZM28 170H29V169H28ZM36 170H37V168H36ZM53 170H54V169H53ZM65 170H66V169H65ZM96 170H97V169H96ZM100 170H101V169H100ZM136 170H137V169H136ZM145 170H146V169H145ZM206 170H207V169H206ZM237 170H238V169H237ZM77 171H78V169H77ZM89 171H90V170H89ZM92 171H94V170H92ZM104 171H105V170H104ZM104 171H103V172H104ZM127 171H128V170H127ZM132 171H133V170H132ZM141 171H142V170H141ZM166 171L164 172L165 174H167ZM202 171H203V170H202ZM216 171H217V170H216ZM0 172H1V171H0ZM7 172H8V171H7ZM19 172H20V171H19ZM109 172H110V171H109ZM109 172H108V173H109ZM128 172H129V171H128ZM154 172H155V171H154ZM174 172L176 173V175H175ZM184 172H183V173H184ZM195 172H196V173H195ZM203 172H205V171H203ZM207 172H209V171H207ZM217 172H218V171H217ZM217 172L214 171V172H212V173H215V174H216ZM227 172H228V171H227ZM259 172H260V171H259ZM37 173H38V171H37ZM70 173H71V172H70ZM97 173H99V172L97 171ZM105 173H107V172L105 171ZM136 173H137V172H136ZM155 173H156V172H155ZM161 173H162V172H161ZM170 173H171V174H170ZM177 173H178V174H177ZM186 173H187V174H186ZM193 173H194V174H193ZM205 173H206V172H205ZM205 173H202V174H205ZM222 173H223V172H222ZM222 173H221V174H222ZM229 173H230V172H229ZM248 173H249V172H248ZM21 174H22V173H21ZM48 174H49V172H48ZM72 174H73V173H72ZM85 174H86V173H85ZM93 174H94V173H93ZM110 174H111V173H110ZM112 174H113V173H112ZM130 174H131V173H130ZM143 174H144V173H143ZM181 174H182V173H181ZM197 174H196V176H194L195 178L197 177ZM200 174H201V173H200ZM202 174H201V175H202ZM206 174H209V173H206ZM221 174L219 173V175H221ZM237 174H238V173H237ZM241 174H242V173H241ZM255 174H256V173H255ZM257 174H258V173H257ZM263 174H264V173H263ZM50 175H51V174H50ZM50 175H49V177H50ZM95 175H96V173H95ZM99 175H100V174H99ZM101 175H103V174H101ZM152 175H153V174H152ZM152 175H151V176H152ZM182 175H183V174H182ZM182 175H180V176H182ZM185 175H184L183 178L186 177ZM198 175H199V174H198ZM201 175H200V176H201ZM211 175H212V174H209V176H211ZM216 175L219 176L218 174H216ZM216 175H215V176H216ZM245 175H246V174H245ZM247 175H248V174H247ZM46 176H47V175H46ZM51 176H52V175H51ZM114 176H115V174H114ZM127 176H128V175H127ZM145 176H146V175H145ZM163 176H164V175H163ZM166 176H167V175H166ZM204 176H205V175H204ZM206 176H208V175H206ZM206 176H205V177H206ZM221 176H222V175H221ZM2 177H3V176H2ZM43 177H44V176H43ZM111 177H112V176H111ZM111 177H109V178H111ZM120 177H121V176H120ZM138 177H141V175H140V176L138 175ZM147 177H148V173H147ZM155 177H156V176H155ZM187 177L189 178V176H187ZM187 177H186V178H187ZM201 177H203V175H202ZM201 177H200V178H201ZM228 177H229V176H228ZM256 177H257V176H256ZM4 178H5V177H4ZM37 178H39V176H38ZM40 178H41V177H40ZM92 178H93V177H92ZM113 178H114V177H113ZM141 178H142V177H141ZM157 178H158V177H157ZM157 178H156V179H157ZM162 178H163V177H162ZM162 178H161V179H162ZM188 178H187V179H188ZM195 178H191V179H195ZM203 178H204V177H203ZM203 178H202V179H203ZM212 178H213V177H212ZM226 178H227V177H226ZM70 179H71V177H70ZM76 179H77V178H76ZM89 179H90V178H89ZM117 179H118V178H117ZM144 179H145V178H144ZM152 179H153V178H152ZM159 179H160V178H159ZM166 179H168V178H166ZM179 179H182V178L179 177ZM179 179L177 178L176 180H179ZM189 179H190V178H189ZM198 179H199V177H198ZM198 179H197V180H198ZM207 179H210V178L208 177ZM207 179L204 178V180H206V181H204V182H207V181L209 182V180H207ZM215 179H216V177H215ZM222 179H223V178H222ZM222 179H221V180H222ZM234 179H235V178H234ZM247 179H248V178H247ZM1 180H2V179H1ZM84 180H85V179H84ZM92 180H93V179H92ZM109 180H111V179H109ZM148 180H149V178H148ZM150 180H151V179H150ZM157 180H158V179H157ZM163 180H164V179H163ZM182 180H183V179H182ZM244 180H245V179H244ZM9 181H10V179H9ZM16 181H17V179H16ZM95 181H96V180H95ZM99 181H100V180H99ZM103 181H104V180H103ZM122 181H123V180H122ZM122 181H121V182H122ZM128 181H129V180H128ZM130 181H131V180H130ZM135 181H136V180H135ZM160 181H161V180H160ZM167 181H168V180H167ZM171 181H172V180H171ZM185 181H186L185 185H187V187H188V185L193 186L192 182L195 183V182H194L195 180H194V181H192V180L189 181V180H188V184H187V180H186V179H185ZM185 181L183 180V182H185ZM200 181H201V180H200ZM212 181H214V180L212 179ZM219 181H220V180H219ZM235 181H236V180H235ZM245 181H246V180H245ZM252 181H253V180H252ZM256 181H257V180H256ZM261 181H262V180H261ZM0 182H1V181H0ZM4 182H5V181H4ZM31 182H32V181H31ZM41 182H42V181H41ZM64 182H65V181H64ZM64 182H63V183H64ZM88 182H89V181H88ZM137 182H138V181H137ZM217 182H218V181H217ZM217 182H216V183H217ZM246 182H247V181H246ZM249 182H250V181H249ZM25 183H26V182H25ZM42 183H43V182H42ZM55 183H56V182H55ZM84 183H86V182H84ZM158 183H159V182H157L155 185H156V186L159 185ZM160 183H161V182H160ZM179 183H180V181H179ZM190 183H191L192 185H191ZM199 183H200V182H198V184H199ZM202 183H203V180H202ZM212 183H213V182H212ZM212 183H211V184H212ZM216 183H215V181H214L213 184L217 185ZM223 183H224V182H223ZM236 183H237V182H236ZM256 183H257V182H256ZM2 184H3V183H2ZM20 184H21V183H20ZM71 184H72V183H71ZM93 184H94V183H93ZM109 184H110V182H109ZM135 184H136V183H135ZM141 184H142V182H141ZM153 184H154V182H153ZM168 184H169V183H168ZM173 184H174V183H173ZM180 184H181V183H180ZM180 184L177 183V184H175V185H178L177 187H179ZM182 184H183V183H182ZM195 184H196V186H197V183H195ZM203 184H204V183H203ZM207 184H208V183H207ZM207 184H204V185H207ZM231 184H233V183H231ZM238 184H239V182H238ZM248 184H249V183H248ZM252 184H253V183H252ZM10 185H11V184H10ZM14 185H15V184H14ZM14 185H13V186H14ZM32 185H34V184H32ZM76 185H77V183H76ZM81 185H82V184H81ZM83 185H84V184H83ZM87 185H88V184H87ZM148 185H149V184H148ZM171 185H172V184H171ZM175 185H174V186H175ZM200 185H201V184L198 185L199 187L197 186L198 189L201 188V187H203V186H200ZM208 185H209V184H208ZM208 185H207V186H208ZM215 185H214V186L212 185L213 189H214ZM242 185H243V184H242ZM263 185H264V184H263ZM2 186H4V185H2ZM85 186H86V185H85ZM142 186H145V185H142ZM161 186H162V185H159V187H161ZM174 186H172V187H174ZM181 186H184V185H181ZM181 186H180V187H181ZM209 186H210V185H209ZM224 186H226V185H224ZM232 186H233V185H232ZM7 187H8V186H7ZM10 187H11V186H10ZM10 187H9V188H10ZM14 187H15V186H14ZM18 187H19V186H18ZM25 187H27V186H25ZM32 187H33V186H32ZM34 187H36V186L34 185ZM42 187H43V186H42ZM124 187H126V186H124ZM149 187H150V186H148V188H149ZM180 187H179V188H180ZM187 187H186V188H187ZM193 187H194V186H193ZM197 187H196V188H197ZM212 187H211V189H212ZM216 187H217V186H216ZM219 187H220V186H219ZM238 187H239V186H238ZM254 187H255V186H254ZM261 187H262V186H261ZM47 188H48V187H47ZM57 188H59V187H57ZM121 188H122V187H121ZM121 188H120V189H121ZM132 188H133V187H132ZM134 188H135V187H134ZM157 188H158V186H157ZM169 188H170V187H169ZM175 188H176V187H175ZM179 188H178V189H179ZM189 188H190V187H189ZM189 188H188V191H183L182 193H184V192H186V193H187V192L190 193L189 190H190L191 188H190V189H189ZM204 188H208V187L205 186ZM204 188H203V189H204ZM217 188H218V187H217ZM34 189H35V188H34ZM146 189H147V188H146ZM176 189H177V188H176ZM181 189H185V188L183 187V188H181ZM181 189H180V190H181ZM194 189H195V187H194ZM203 189H202V190H203ZM213 189L210 190V189L208 188V189H206L205 191L209 192V190H210V191H215V193H216V190H218V189H214V190H213ZM221 189H222V187H221ZM241 189H242V188H241ZM257 189H258V188H257ZM5 190H6V189H5ZM16 190H18V189H16ZM26 190H27V189H26ZM36 190H38V189H36ZM52 190H54V189H52ZM135 190H136V189H135ZM144 190H145V189H144ZM147 190H148V189H147ZM173 190H174V189H173ZM185 190H187V189H185ZM195 190H196V189H195ZM195 190H191V191H193L192 194H194V196H195L196 192L199 193L198 195H201L200 191H196V192H195ZM225 190H226V189H225ZM230 190H231V189H230ZM237 190H239V189H237ZM7 191H8V190H7ZM34 191H35V190H34ZM66 191H67V190H66ZM102 191H103V189H102ZM117 191H119V190H117ZM133 191H134V190H133ZM137 191H138V190H137ZM139 191H140V190H139ZM160 191H163V190L160 188ZM160 191H158V192H160ZM164 191H165V190H164ZM205 191H204V194H205ZM226 191H227V190H226ZM228 191H229V190H228ZM249 191H250V190H249ZM17 192L20 193V191H17ZM35 192H36V191H35ZM38 192H39V191H38ZM43 192H44V191H43ZM54 192H55V191H54ZM122 192H123V191H122ZM141 192H142V191H141ZM158 192H157V193H158ZM194 192H195V193H194ZM241 192H242V191H241ZM255 192H256V191H255ZM21 193H22V192H21ZM24 193H25V192H24ZM24 193H23V194H24ZM39 193H40V192H39ZM131 193H132V192H131ZM166 193H167V192H166ZM179 193H180V191H179ZM209 193H210V192H209ZM215 193H214V194L211 193V194L215 195ZM218 193H219V191H218ZM218 193H216V194H218ZM236 193H237V192H236ZM10 194H11V193H10ZM13 194H14V193H13ZM40 194H41V193H40ZM54 194H55V193H54ZM54 194H53V195H54ZM68 194H69V193H68ZM77 194H78V193H77ZM122 194H123V193H122ZM152 194H153V193H152ZM161 194H162V193H161ZM161 194H160V195H161ZM219 194H220V193H219ZM227 194H228V193H227ZM8 195H9V194H8ZM26 195H29V194L27 193ZM26 195L24 196L25 201H26V199L29 200V199L31 198V197L29 198V197L26 196ZM36 195H37V194H36ZM36 195H35V196H36ZM94 195H96V194H94ZM98 195H99V194H98ZM101 195H102V194H101ZM105 195H106V194H105ZM114 195H115V194H114ZM129 195H130V194H129ZM131 195H132V194H131ZM133 195H134V194H133ZM147 195H148V194H147ZM158 195H159V194H158ZM171 195H172V194H171ZM173 195H174V194H173ZM182 195H183V194H182ZM182 195L179 196V197H182ZM184 195H185V194H184ZM190 195H191V194H190ZM196 195H197V194H196ZM255 195H256V194H255ZM43 196H44V195H43ZM66 196H67V195H66ZM86 196H87V195H86ZM124 196H125V195H124ZM163 196H164V195H162V197H163ZM167 196H168V195H167ZM177 196H178V195H177ZM229 196H230V195H229ZM10 197H11V196H10ZM10 197H9V198H10ZM12 197H13V196H12ZM17 197H18V196H17ZM17 197H16V198H17ZM27 197H28V198H27ZM87 197H88V196H87ZM103 197H104V196H103ZM143 197H144V196H143ZM146 197H147V196H146ZM150 197H151V196H150ZM173 197H174V196H173ZM186 197H189L191 200H192V198H193V199H196L197 201L199 200L198 198H200L199 196L196 198V196H195V197H192V196H189L188 194H186ZM219 197H221V196H219ZM259 197H260V196H259ZM13 198H14V197H13ZM24 198H23V196H22V199H24ZM32 198H33V197H32ZM44 198H45V197H44ZM74 198H75V197H74ZM91 198H92V197H91ZM96 198H97V197H96ZM136 198H137V197H136ZM153 198H154V197H153ZM169 198H170V196H169L167 199H169ZM171 198H172V197H171ZM231 198H232V197H231ZM6 199H7V198H6ZM10 199H11V198H10ZM157 199H158V198H157ZM161 199H162V198H161ZM172 199H173V198H172ZM172 199H170V200H172ZM174 199H175V198H174ZM178 199H179V198H178ZM181 199H182V198H181ZM181 199H180V200H181ZM185 199H186V198H185ZM185 199H184V205H183V204H179V205L177 206V211L175 210V211H176V214H175V215L173 214V215L176 217L177 222L180 223L181 226L183 225L182 228L184 227L185 232H186V234H185V235H186V238H185L186 240L183 239V238H184L183 236H180L181 239L178 238L180 242H181V241H182V242H185V241H186V244H187V246H188V249H187L186 247H183L184 245H182V244H181V246H182L183 248H186L187 251H188V254L191 255V258H190V257L185 258V259L187 260V262H185V264H186V263L188 264L189 262H190V264H222V260L224 261V258H222V255H221V251H223V250H221L222 248L219 247L220 250H221V251H220L219 248H217L218 246H215V244H211V241H209V239H206V238H208V237H207L208 235H207V236L204 235V234H206V233L209 232V231H208L209 229H208V230H204V231H208V232L203 233V231H201V230H202V226H200V225H202V224H201V220H203V219H206V220H207L208 223H207V222H205V223H206L207 225H208V224H209V225H208V226L206 225V226H205V227H206L205 229H207V227H210V232H211L212 230L214 231V229L216 228V226H218V228L222 226V223H223V222H221V225L219 224L220 221H219L218 224H216V223L213 222V221L216 219V217L212 219V217H213L212 212H213V211L210 210V205H209V204L212 203V202H214V201H212V198H211V201L208 199L210 202H209V201L206 202L205 198L202 197V195H201V199H204V202H203V200H202V202H200V204H198V205L200 206V207H199L200 209H198V210H200V211H197V210H195V208H194V210H193V209H190V207H191L192 205H195V204H192V205H190V206H189V204H188V203L191 204V202L196 201V200H192V201L190 202V199L187 198L186 200H187V201L189 200V202L187 203L188 205H186V203H185ZM217 199H219V198H217ZM40 200H41V199H40ZM53 200H54V199H53ZM96 200H97V199H96ZM96 200H95V201H96ZM117 200H118V199H117ZM131 200H133V199H131ZM144 200H145V197H144ZM148 200H149V199H148ZM151 200H152V199H151ZM154 200H155V199H154ZM163 200H164V199H163ZM175 200H176V199H175ZM180 200H179V201H180ZM225 200H226V199H225ZM257 200H258V199H257ZM18 201H19V200H18ZM90 201H91V200H90ZM92 201H93V200H92ZM115 201H116V200H115ZM199 201H200V200H199ZM199 201H198V202H199ZM216 201H217V200H216ZM245 201H246V200H245ZM15 202H16V201H15ZM86 202H87V201H86ZM93 202H94V201H93ZM105 202H106V201H105ZM117 202H118V201H117ZM123 202H124V201H123ZM171 202H172V201H171ZM173 202H174V201H173ZM198 202H197V203H198ZM208 202H209V203H208ZM235 202H236V201H235ZM260 202H261V201H260ZM27 203H28V202H27ZM27 203H26V204H27ZM89 203H90V202H89ZM106 203H107V202H106ZM131 203H132V202H131ZM133 203H134V202H133ZM135 203H136V202H135ZM194 203H195V202H194ZM214 203H215V202H214ZM244 203H245V202H244ZM85 204H86V203H85ZM90 204H91V203H90ZM107 204H108V203H107ZM138 204H139V203H138ZM148 204H149V203H148ZM152 204H153V203H152ZM163 204H164V203H163ZM172 204H173V203H172ZM175 204H176V203H175ZM215 204H216V203H215ZM257 204H258V203H257ZM79 205H80V204H79ZM124 205H125V204H124ZM140 205H141V204H140ZM150 205H151V204H150ZM153 205H154V204H153ZM211 205H212V204H211ZM225 205H226V204H225ZM236 205H237V204H236ZM249 205H250V203H249ZM253 205H254V204H253ZM45 206H46V204H45ZM53 206H54V205H53ZM66 206H67V205H66ZM73 206H74V205H73ZM118 206H119V204H118ZM129 206H130V205H129ZM131 206H132V204H131ZM133 206H134V205H133ZM141 206H142V205H141ZM141 206H140V207H141ZM145 206H146V205H145ZM167 206H168V205H167ZM188 206H189V207H188ZM196 206H197V205H196ZM212 206H214V204H213ZM222 206H223V205H222ZM64 207H65V205H64ZM94 207H95V206H94ZM116 207H117V206H116ZM120 207H121V206H120ZM136 207H137V206H136ZM154 207H155V205H154ZM156 207H157V206H156ZM159 207H160V206H159ZM168 207H169V206H168ZM168 207H167V208H168ZM173 207H174V206H173ZM173 207H172V209H173ZM193 207H195V206H193ZM193 207H192V208H193ZM239 207H240V206H239ZM243 207H244V206H243ZM258 207H259V206H258ZM260 207H262V206H260ZM8 208H9V207H8ZM21 208H22V207H21ZM26 208H27V207H26ZM38 208H39V207H38ZM174 208H175V207H174ZM197 208H198V207H197ZM197 208H196V209H197ZM4 209H6V208H4ZM13 209H14V207H13ZM47 209H48V208H47ZM160 209H161V208H160ZM169 209H170V208H169ZM175 209H176V208H175ZM239 209H240V208H239ZM242 209H243V208H242ZM246 209H247V208H246ZM8 210H9V209H8ZM15 210H16V208H15ZM24 210H25V209H24ZM33 210H34V209H33ZM35 210H36V208H35ZM110 210H111V209H110ZM132 210H133V209H132ZM136 210H137V209H136ZM139 210H140V209H139ZM148 210H149V209H148ZM166 210H167V209H166ZM209 210H210V211H209ZM227 210H229V209H227ZM27 211H28V210H27ZM59 211H60V210H59ZM123 211H124V210H123ZM129 211H130V210H129ZM143 211H145V210H143ZM146 211H147V209H146ZM170 211H171V209H170ZM194 211H196V212H194ZM229 211H230V210H229ZM236 211H237V210H236ZM249 211H251V210H249ZM10 212H11V211H10ZM13 212H15V211H13ZM41 212H42V210H41ZM55 212H56V211H55ZM78 212H80V211H78ZM94 212H95V211H94ZM108 212H109V211H108ZM120 212H121V211H120ZM172 212H173V211H172ZM197 212H199V213H201V214H198ZM241 212H242V211H241ZM254 212H255V211H254ZM259 212H260V211H259ZM50 213H51V212H50ZM117 213H118V211H117ZM135 213H136V212H135ZM157 213H158V212H157ZM196 213H197L198 216H199V215H203V219H202V217H201V219L198 218V217H195V218H198V219H196V220L200 221V225H199V223H197V222L194 221V215H195ZM233 213H234V211H233ZM27 214H28V213H27ZM32 214H33V213H32ZM76 214H78V213H76ZM76 214H75V215H76ZM110 214H111V213H110ZM121 214H122V213H121ZM124 214H125V213H124ZM158 214H161V213H158ZM162 214H164V213H162ZM162 214H161L160 216H162ZM238 214H239V213H238ZM240 214H241V213H240ZM257 214H258V213H257ZM261 214H262V213H261ZM140 215H142V214H140ZM166 215H167V214H165V216H166ZM197 215H196V216H197ZM215 215H216V214H215ZM253 215H254V214H253ZM11 216H12V215H11ZM66 216H67V215H66ZM143 216H144V215H143ZM160 216H159V217H160ZM163 216H164V215H163ZM168 216H169V215H168ZM220 216H221V215H220ZM222 216H224V215H222ZM225 216H226V215H225ZM232 216H233V215H232ZM235 216H236V215H235ZM18 217H19V216H18ZM38 217H39V216H38ZM38 217H37V218H38ZM77 217H78V215H77ZM79 217H80V216H79ZM79 217H78V218H79ZM159 217H158V220H159ZM226 217H227V216H226ZM259 217H260V216H259ZM261 217H262V216H261ZM2 218H3V217H2ZM33 218H34V217H33ZM160 218L162 219V217H160ZM164 218H165V217H164ZM164 218L162 219V221L166 219L165 222H167V218H165V219H164ZM230 218H231V217H230ZM257 218H258V217H257ZM40 219H41V218H40ZM40 219H39V222H40ZM74 219H75V218H74ZM86 219H87V217H86ZM146 219H148V218H146ZM161 219L159 220L160 222H162ZM199 219H200V220H199ZM217 219H219V218H217ZM221 219H222V217H221ZM233 219H234V218H233ZM251 219H252V218H251ZM0 220H1V219H0ZM7 220H8V219H7ZM80 220H81V219H80ZM92 220H93V219H92ZM111 220H112V219H111ZM168 220L170 221V220H171V217H170ZM240 220H241V219H240ZM240 220H239V221H240ZM242 220H243V219H242ZM258 220L260 221L261 219H258ZM14 221H15V220H14ZM33 221H34V220H33ZM33 221H32V222H33ZM45 221H46V220H45ZM48 221H49V220H48ZM51 221H52V220H51ZM63 221H64V219H63ZM143 221H144V220H143ZM149 221H151V219H150ZM153 221H154V220H153ZM153 221H152V222H153ZM173 221H174V220H173V218H172V220H171V224H172L173 226H176V225H177V224H176L177 222L175 223V224H176V225H175V224L172 223ZM204 221H205V220H203L202 222H204ZM215 221H216V220H215ZM217 221H218V220H217ZM221 221H222V220H221ZM247 221H249V220H247ZM255 221H256V220H255ZM46 222H47V221H46ZM65 222H66V221H65ZM70 222H71V221H70ZM105 222H106V221H105ZM249 222H250V221H249ZM262 222H263V221H262ZM37 223H38V222H37ZM44 223H45V222H44ZM50 223H52V222H50ZM101 223H102V222H101ZM113 223H114V222H113ZM141 223H142V222H141ZM205 223L203 224V226L205 225ZM234 223H235V222H234ZM20 224H21V223H20ZM23 224H24V223H23ZM34 224H35V223H34ZM41 224H42V223H41ZM45 224H46V223H45ZM93 224H94V223H93ZM142 224H143V223H142ZM236 224H237V223H236ZM56 225H57V224H56ZM59 225H60V223H59ZM114 225H115V223H114ZM114 225H113V226H114ZM126 225H127V224H126ZM133 225H134V224H133ZM138 225H139V224H138ZM154 225H155V224H154ZM154 225H153V226H154ZM162 225H163V224H162ZM223 225H224V224H223ZM21 226H22V225H21ZM38 226H39V225H38ZM46 226H48V225H46ZM71 226H72V225H71ZM93 226H94V225H93ZM105 226H106V225H105ZM107 226H108V224H107ZM117 226H118V225H117ZM123 226H124V224H123ZM163 226H164V228H166L165 225H163ZM166 226H170V225L167 224ZM173 226L169 227V229H170V228H173ZM177 226H178V225H177ZM247 226H248V225H247ZM251 226H252V225H251ZM0 227H1V226H0ZM17 227H18V226H17ZM50 227H51V226H50ZM75 227H76V226H75ZM82 227H83V226H82ZM85 227H86V225H85ZM135 227H136V226H135ZM160 227H161V226H160ZM222 227L224 228V226H222ZM44 228H45V227H44ZM100 228H101V227H100ZM110 228H111V227H110ZM112 228H113V227H112ZM124 228H125V227H124ZM138 228H139V227H138ZM164 228H163V229H164ZM167 228H168V227H167ZM203 228H204V227H203ZM218 228H216L215 230H217ZM14 229H15V228H14ZM14 229H13V231H14ZM55 229H56V228H55ZM57 229H58V228H57ZM102 229H103V228H102ZM106 229H107V228H106ZM106 229H105V230H106ZM175 229H176V228H175ZM4 230H6V228H5ZM34 230H35V229H34ZM43 230H44V229H43ZM66 230H67V229H66ZM81 230H82V229H81ZM100 230H101V229H100ZM120 230H121V229H120ZM127 230H129V229H127ZM164 230H166V229H164ZM218 230H219V229H218ZM61 231H62V230H61ZM174 231H176V230H174ZM178 231H181V230H178ZM213 231H212V233L215 234V232H213ZM237 231H238V230H237ZM14 232H15V231H14ZM49 232H51V231H49ZM87 232H88V231H87ZM117 232H118V231H117ZM119 232H120V231H119ZM155 232H156V231H155ZM163 232H164V231H163ZM163 232H162V233H163ZM210 232H209V233H210ZM216 232H217V231H216ZM218 232H219V231H218ZM218 232H217V233H218ZM220 232H221V231H220ZM222 232H223V231H222ZM232 232L234 233V231H232ZM239 232H240V231H239ZM239 232H238V233H239ZM26 233H27V232H26ZM28 233H29V232H28ZM47 233H48V232H47ZM68 233H69V232H68ZM70 233H71V232H70ZM98 233H99V232H98ZM132 233H133V232H132ZM165 233H167V232H165ZM173 233H174V232H173ZM175 233H176V232H175ZM217 233H216V235H217ZM228 233H229V232H228ZM238 233H237V234H238ZM253 233H254V232H253ZM23 234H25V233H23ZM29 234H30V233H29ZM48 234H49V233H48ZM65 234H66V232H65ZM90 234H91V233H90ZM103 234H104V233H103ZM150 234H151V233H150ZM182 234H183V233H182ZM214 234H213L212 236H215ZM221 234H222V233H221ZM235 234H236V233H235ZM10 235H11V234H10ZM20 235H21V234H20ZM63 235H64V234H63ZM82 235H83V234H82ZM91 235H92V234H91ZM117 235H118V234H117ZM124 235H125V234H124ZM133 235H136V234L134 233ZM159 235H160V233H159ZM166 235L168 236V233H167ZM219 235H220V234H219ZM219 235H218V236H219ZM241 235H242V234H241ZM14 236H15V235H14ZM29 236H30V235H29ZM31 236H32V234H31ZM53 236H54V235H53ZM60 236H61V235H60ZM77 236H78V235H77ZM175 236H176V235H175ZM204 236H206V238H205ZM243 236H244V235H243ZM246 236H247V235H246ZM7 237H8V236H7ZM16 237H17V236H16ZM21 237H22V236H21ZM44 237H45V236H44ZM103 237H104V236H103ZM103 237H102V238H103ZM129 237H130V236H129ZM147 237H148V236H147ZM173 237H174V236H173ZM182 237H183V238H182ZM231 237H232V236H231ZM248 237H249V235H248ZM0 238H1V237H0ZM8 238H9V237H8ZM28 238H29V237H28ZM32 238H33V237H32ZM51 238H52V236H51ZM112 238H113V237H112ZM127 238H128V237H127ZM148 238H149V237H148ZM170 238H171V237H170ZM241 238H242V237H241ZM10 239H11V238H10ZM38 239H40V238L38 237ZM43 239H44V238H43ZM159 239H160V238H159ZM175 239H177V236H176ZM178 239H177V240H178ZM182 239H183L184 241H183ZM213 239H214V238H213ZM235 239H236V238H235ZM34 240H35V239H34ZM59 240H60V239H59ZM68 240H70V239H68ZM145 240H146V239H145ZM11 241H12V240H11ZM15 241H16V240H15ZM22 241H23V240H22ZM35 241H36V240H35ZM37 241H38V240H37ZM40 241H41V240H40ZM62 241H63V240H62ZM93 241H94V240H93ZM95 241H96V240H95ZM135 241H136V239H135ZM150 241H151V240H150ZM160 241H161V240H160ZM160 241H159V242H160ZM169 241L172 243V240H169ZM173 241H174V240H173ZM216 241H217V240H216ZM222 241H223V240H221V242H222ZM233 241H234V240H233ZM31 242H33V241H31ZM41 242H42V241H41ZM41 242H40V243H41ZM90 242H91V241H90ZM131 242H132V241H131ZM136 242H137V241H136ZM143 242H144V241H143ZM153 242H154V241H153ZM166 242H167V241H166ZM231 242H232V241H231ZM241 242H242V241H241ZM258 242H259V241H258ZM23 243H24V242H23ZM45 243H46V242H45ZM63 243H64V242H63ZM65 243H67V242H65ZM82 243L84 244V242H82ZM106 243H107V242H106ZM112 243H113V242H112ZM150 243H151V242H150ZM161 243H162V242H161ZM167 243H168V242H167ZM177 243H178V242H177ZM177 243H176V244H177ZM222 243H224V242H222ZM236 243H237V242H236ZM36 244H37V243H36ZM41 244H42V243H41ZM52 244H53V243H52ZM67 244H68V243H67ZM73 244H74V243H73ZM73 244H72V245H73ZM83 244H82V245H83ZM109 244H110V243H109ZM216 244H217V243H216ZM227 244H228V243H227ZM42 245H44V244H42ZM53 245H54V244H53ZM61 245H62V244H61ZM102 245H103V244H102ZM104 245H105V244H104ZM104 245H103V246H104ZM143 245H144V244H143ZM217 245H218V244H217ZM221 245H222V244H221ZM46 246H48V245H46ZM76 246H77V245H76ZM88 246H89V245H88ZM148 246H149V245H148ZM161 246H162V245H161ZM231 246H232V245H231ZM255 246H256V245H255ZM261 246H262V245H261ZM67 247H68V246H67ZM92 247H93V246H92ZM144 247H145V246H144ZM153 247H154V246H153ZM159 247H160V246H159ZM169 247H170V246H169ZM182 247H181V248H182ZM228 247H229V246H228ZM236 247H237V246H236ZM42 248H44V247H42ZM42 248H41V249H42ZM56 248H57V247H56ZM58 248H59V247H58ZM63 248H64V247H63ZM74 248H75V247H74ZM87 248H88V247H87ZM93 248H95V247H93ZM97 248H98V247H97ZM119 248H120V247H119ZM128 248H129V247H128ZM130 248H131V247H130ZM157 248H158V247H157ZM164 248H165V247H164ZM179 248H180V247H179ZM259 248H260V247H259ZM261 248H263V247H261ZM28 249H29V248H28ZM64 249H65V248H64ZM82 249H83V248H82ZM120 249H121V248H120ZM165 249H166V248H165ZM172 249H173V248H172ZM238 249H239V248H238ZM242 249H243V248H242ZM72 250H73V249H72ZM177 250H178V249H177ZM224 250H225V249H224ZM263 250H264V249H263ZM9 251H10V250H8V247H7V245H6L5 239H4L3 241L0 239V264H5V263H7L6 261H7V259L9 258V257H8V252H9ZM26 251H27V250H26ZM47 251H48V250H47ZM78 251H79V250H78ZM112 251H113V250H112ZM128 251H129V250H128ZM175 251H176V250H175ZM175 251H174V252H175ZM181 251H182V250H181ZM184 251H185V250H184ZM233 251H234V250H233ZM41 252H42V251H41ZM41 252H40V253H41ZM55 252H56V251H55ZM55 252H54V253H55ZM65 252H66V251H65ZM72 252H73V251H72ZM74 252H75V251H74ZM98 252H99V251H98ZM98 252H97V253H98ZM100 252H101V251H100ZM107 252H108V251H107ZM107 252H106V253H107ZM113 252H115V251H113ZM151 252H152V251H151ZM189 252H190L191 254H190ZM43 253H44V252H43ZM59 253H60V252H59ZM68 253H69V252H68ZM158 253H159V252H158ZM222 253H223V252H222ZM225 253H226V252H225ZM9 254H10V253H9ZM34 254H35V253H34ZM70 254H71V253H70ZM81 254H82V253H81ZM91 254H92V253H91ZM161 254H162V253H161ZM161 254H159V255H161ZM168 254H169V253H168ZM174 254H175V253H174ZM174 254H173V255H174ZM179 254H180V253H179ZM179 254H178V256H179ZM223 254H224V253H223ZM29 255H30V254H29ZM29 255H28V256H29ZM45 255H46V254H45ZM62 255H63V254H62ZM71 255H72V254H71ZM77 255H78V253H77ZM46 256H47V255H46ZM68 256H70V255H68ZM91 256H92V255H91ZM94 256H95V255H94ZM106 256H107V255H106ZM163 256H164V255H163ZM170 256H171V255H170ZM178 256H177V258H179ZM224 256H225V255H223V257H224ZM22 257H24V256H22ZM37 257L39 258V256H37ZM184 257H186L185 254H184ZM259 257H260V256H259ZM46 258H47V257H46ZM65 258H66V257H65ZM81 258H82V257H81ZM81 258H80L79 260H82ZM126 258H127V257H126ZM130 258H131V257H130ZM166 258H167V257H166ZM166 258H165V259H166ZM177 258H176V259H177ZM182 258H183V254H182ZM189 258H190V260H188ZM226 258H228V257H226ZM226 258H225V259H226ZM233 258H234V257H233ZM19 259H20V258H19ZM21 259H22V258H21ZM41 259H42V258H41ZM43 259H44V258H43ZM70 259H71V258H70ZM159 259H160V258H159ZM159 259H158V260H159ZM183 259H184V258H183ZM231 259H232V258H231ZM247 259H248V258H247ZM16 260H17V258H16ZM30 260H31V259H30ZM119 260H120V259H119ZM166 260H167V259H166ZM171 260H172V259H171ZM180 260H181V259H180ZM186 260H185V261H186ZM232 260H233V259H232ZM181 261H182V260H181ZM253 261H254V260H253ZM37 262H38V261H37ZM54 262H55V261H54ZM70 262H71V261H70ZM76 262H77V261H76ZM89 262H90V261H89ZM89 262H88V263H89ZM109 262H110V261H109ZM158 262H159V261H158ZM161 262H162V261H161ZM230 262H231V261H230ZM14 263H15V262H14ZM48 263H49V262H48ZM57 263H58V262H57ZM64 263H65V262H64ZM64 263H63V264H64ZM83 263H84V261H83ZM176 263L178 264V262H176ZM183 263H184V262H183ZM231 263H232V262H231ZM236 263H237V262H236ZM236 263H235V264H236ZM250 263H251V262H250ZM7 264H9V263H7ZM19 264H20V263H19ZM41 264H42V263H41ZM75 264H76V263H75ZM79 264H80V263H79ZM93 264H94V263H93ZM97 264H98V263H97ZM180 264H181V263H180ZM251 264H252V263H251Z\"/></svg>", "mask_w": 264, "mask_h": 264}]
</instances>
